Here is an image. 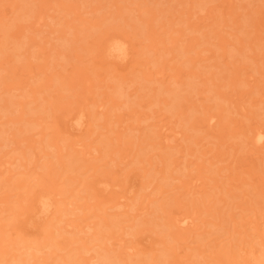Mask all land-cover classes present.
<instances>
[{
    "label": "rangeland",
    "instance_id": "374dc122",
    "mask_svg": "<svg viewBox=\"0 0 264 264\" xmlns=\"http://www.w3.org/2000/svg\"><path fill=\"white\" fill-rule=\"evenodd\" d=\"M15 1L17 2L16 5H18V4L26 3L28 0L27 1L24 0L25 2L23 0L22 1L21 0H0V17L2 18L3 14L5 13L6 18H7V20L5 19V24L7 25L6 27L9 26L8 27L9 29L7 28L6 31L7 32L10 31V35H11L12 32H14L16 30L17 31L20 30L18 32V34L20 35L18 37L20 39L16 38L17 40H13V41L19 40L21 42V41H23L24 38H25L24 39L25 41H29V40H31V39L33 40L35 38L34 41H31V42L33 43V42L37 41L36 43H39V46H37L38 44L34 43L35 46H37V47L32 46L30 49H27V51H24V49H23L24 53L26 52L25 54L21 52L22 49H20V47H19V49L21 51L18 49V47L16 46V44H14V42L10 44V47L12 49L11 48L9 50L8 49L5 50V48L0 49V52H1L0 53V93H1L0 97L2 96L0 98V102H2V100L4 99L3 100L4 102L0 104V130H1V128H2V130H4V129L9 130L6 133V137H5L7 139L3 140V141H2V139H0V143H2V144L7 141L6 142L7 144L4 143V145H2L3 147L0 146V264H17V263H19L18 259H20L23 264H25L27 261L30 262V263L27 262V264H42V263L43 264H45V263L46 264H105V260H103V257L105 256V254H110L111 256L113 254L115 257L118 256L117 258H121V262H124L123 264H126V263L128 264L130 262H131V264H162L159 260L160 259L162 260L163 258L162 257L159 258V255H161L165 252L167 253L168 259L166 258L167 257L166 256L164 259H167V260L163 259V261H162L163 264H166V263H164V261L165 262L167 261V263H170V264H183L182 261H184V263H187V264H191V263L192 264H254L255 262H259L262 259V256H263L262 250L264 248V244H263L264 239H262L263 237H261V234H263V232H264V188H263L264 185H261V186L258 185L259 186V188H258V186L256 184H258L259 178L262 177V179L264 180V177H263L264 174L262 173V172H264V149H261L260 151H258V153L256 155H253V154H252L253 156L248 155V153H250L248 151L250 148L253 147V145L246 144V142H245L246 138H244L245 135H243V133L241 134L239 132H240V130H241V132H243L245 128H247L251 125H255L258 123L264 124V97L261 98L262 95L264 96V92H262L263 94L261 92H259L262 90V88H263L262 91H264V75H263V77H261L262 74H264V63H263L264 62V40L263 39L264 38L261 37V36L264 37V20L262 17L261 18L259 17L257 21H253V20L249 21L248 16H247V14H249V13L250 14L253 13L254 16H256V15L258 16L259 14L262 15V13H264V0H240V1L235 0L237 5H235V7H233L234 9L229 8V3L231 2V0L228 2H224V6L226 5L228 7L222 8L223 6H220L219 7L220 9L218 8V6L221 4L220 2L222 0L220 2H219V0H210V4H209V2H206V3L203 2V0H198V2H197V0H191L193 2L190 1V3H187L186 6L180 5L179 1H177V0H175V1L174 0H125V1L124 0H51V1L50 0H48V1L47 0L46 1L29 0L30 2H27L28 3V7H27L28 9H30V7L31 8L33 7L32 9H37V10L40 8L39 11L36 12V14H37L36 18L35 17L34 18H24L23 17L27 8L26 9L19 8L18 11H15V13L16 12L17 13L16 14L14 13L15 14L14 15L13 11L16 10L15 4H14V3H16ZM40 1H43V2H40ZM176 1H177V3H176ZM187 1L189 2V0H187ZM214 1H216V2H214ZM44 2H46V3H44ZM174 2L177 5L179 4L178 7H176L177 9L175 8V6H177V5H175ZM200 2H201V4H200ZM211 2H213V3H211ZM259 2H260V4H258ZM41 3H42V5H41ZM61 3H64V4L62 5ZM166 3H167V5H166ZM197 3H199V5ZM46 4L50 5L52 8L49 10L48 9L49 6H47ZM112 4H113V6H112ZM38 5H40V6L45 5V7H47V8H45L44 6L40 7ZM139 5H141V6H139ZM189 5L191 6V8H190L191 11H193V12H190L191 16L189 14V11H190ZM215 5H217V7ZM4 6H6V8H7L6 11H4V9H3V8H5ZM11 6H14V7L12 8ZM74 6H75V8H74ZM167 6H172V8H174V10L173 11L171 9L170 10L173 12V14H176V15H173L170 10H167V11H169V13H168L164 8ZM187 6H188V8H187ZM199 6H201V7H199ZM202 6H203V8H202ZM204 6L208 7V8H205ZM212 6H214V7L212 8ZM9 7H11V8H9ZM119 7H120V9H119ZM126 7L127 8L129 7V8L127 9ZM181 8L186 9V12H188V14H186L185 10H182ZM204 8H205V10H204ZM215 8L218 9L223 14L219 13V11L215 10ZM28 9H27V11L31 10V9L30 10H28ZM180 9L182 10V14L184 12L183 15L186 14L184 17L180 13L181 12V11H179ZM188 9H189V11H187ZM226 9H228V10H226ZM258 9L259 10L263 9L262 13H261V11L259 12V14H258V12L255 13V11H259ZM1 10L4 13L1 12ZM58 10H59V12H58ZM147 10L151 12V15H150V13H149V15H146V14H148ZM160 10L163 11V14L165 12V14L163 15L160 12ZM206 10L209 13V17H208ZM21 11H23V12H21ZM110 11H113V12L111 13ZM117 11L119 12V14ZM174 11L176 13H174ZM47 12H49V13H47ZM229 12L230 13L235 12L236 14L233 13L235 16L240 15L239 18H237L238 20L236 19L235 20L236 22H234L233 24H231L232 20L229 19ZM1 13H3V14H1ZM38 13H40L41 18L39 17ZM170 13H171V15H170ZM226 13H228V14H226ZM36 14H35V16H36ZM46 14H49V16ZM116 14L118 15V17L120 16L119 19L117 18ZM144 14H145V16H143ZM205 14H207V15L204 16ZM211 14H212V16H211ZM219 14L221 15L220 18L222 19V21L219 18ZM42 15H43V17H42ZM59 15H61V16H59ZM187 15L190 16V17L189 16L187 17L188 19L191 18L190 21H187V18H186ZM241 15L243 18L241 17ZM53 16L56 17L57 19H55ZM57 16L59 18L61 17L60 20L58 19ZM172 16L174 19L172 18ZM225 16H227V17L225 18ZM13 17H15V18L13 19V21H11V19ZM52 17H53V19L50 20V18H52ZM78 17L81 20H79ZM148 17H149V20H151L150 22L148 20ZM181 17H183L182 19L186 18V20L184 19L182 22V23H186V24H180L179 23V22H181V19H180ZM203 17H206L207 19L206 18L204 19ZM137 18H139V19H137ZM213 18L218 23L214 22ZM217 18H218V20H217ZM15 19H16V21H14ZM36 19H38V20H36ZM146 19H147V22L145 21ZM209 19H210V21L212 20V22L214 23L213 26L208 23V22H210ZM2 20H4V19H2ZM35 20H36V22H35ZM43 20H45L46 22H48L52 26L46 25L45 21H43ZM53 20H55V21H53ZM52 21H53V23H52ZM59 21H60V24L58 23ZM130 21H131V23H130ZM175 21H178V23H175ZM201 21H204V22L207 21V23H206L207 25L209 24V26H211L212 28L214 27L213 31L216 34H214L212 32L211 28H209L208 26L202 27L203 22L199 23ZM13 22H15V24L16 23L17 24L13 25L14 24ZM56 22H57V24H56ZM137 22H138V24H136ZM188 22L196 23V24L199 23V25L204 29L200 28V26L197 25L200 28V31H201L200 32V31H198L199 29L197 30L196 24H193V25H195L196 29H192L191 27H193V25L192 26L190 25L191 26V27H189V29H191V31H190L189 29H187ZM212 22H211V24H212ZM9 23L12 25L11 26L12 29L10 28ZM69 23L71 24V26L74 24L73 26H75L74 27L75 29L72 28L73 26L70 28ZM164 23H165V25H164ZM235 23H236V25H234ZM66 24L67 25L69 24L68 25L69 27H67ZM206 24H204V25H206ZM218 24H220L221 26L220 25L217 26ZM229 24L234 25L235 27H238L241 25L244 26L243 31L245 34L244 33L240 34L238 32L237 34L235 33L234 35L232 34L233 36L232 35L230 36L229 35L230 31L233 32L235 27L229 26ZM149 25H150V27H149ZM227 26H229V27H227ZM246 26H248V27H246ZM6 27H5V29H6ZM58 27H60V28H58ZM147 27H148V29H147ZM231 27L233 29H231ZM53 28H55V29H53ZM56 28H57V30H56ZM67 28H68V30H67ZM82 28H84V29H82ZM151 28L153 29L152 30L153 33H151L152 32ZM205 28H209L210 32L208 29H205ZM259 28H260V30H258ZM70 29H71V31H69ZM170 29H172V30H170ZM175 29H176V31L179 30V31H177L178 37H180V35L181 36L183 35V37L178 38ZM223 29H225L226 31L227 30L229 31L228 32L229 40L231 39V42L236 44L238 49L240 47L239 50H241V47L243 48L247 45V43H245L247 38L252 39V42L250 45H253L255 47V50L251 51L249 54H252V55L257 54L258 55L255 63L249 62L250 60H244V58L241 55L233 54L231 51H229V49H230L229 47H228L227 51L230 53H227V52L225 53L224 49L220 48V46H222L221 44L223 41L221 40V43H220L221 37H219V35L223 34L225 32V31H222ZM248 30H249V32H248ZM68 31L71 33L69 34ZM173 31H174V33H173ZM202 31H206V34H207V32L210 34L213 33L211 36H213L212 38L215 41L213 39H210L211 36H210V38L207 35H206L207 37H205V33ZM0 32H1L0 34H3L2 31H0ZM24 32H25V34H23ZM112 33L114 35H117V34L122 35V33H123L126 37L128 36V38L132 42L135 43L134 46L137 47L136 48L137 51L131 55V57L128 59V61L122 62L121 60H111V59L108 60L104 56L105 54L102 51V49H103L102 47H103L104 43L106 42L107 36H110V34L112 35ZM8 34H9V32H8ZM154 34L156 36L157 35L158 36L156 37V36H154ZM203 34H204V36H203ZM225 34H226V32H225ZM23 35H25V36H23ZM30 35H31V37H30ZM62 35H65V36L62 37ZM171 35H174V36L170 37ZM196 35L198 36L197 38H199V41H201V42H203L205 39V42L203 44H205L206 47L201 42L200 43L198 42V39L194 37ZM199 35H202L200 37H202L203 39L201 38V40H200ZM216 35L220 39H218L216 37ZM2 36L0 35V40L3 42L2 44L0 43V48L1 47L3 48V45H4L3 40H5ZM82 36H84V37H82ZM103 36L105 37V39ZM60 37H62L63 39L62 38L60 39ZM234 37H235V39H234ZM238 37L240 39L242 38L241 39L242 42L239 43L240 39L237 40L238 42L236 41V38H238ZM190 38H192L193 40ZM194 38L197 40V43H196V40ZM207 38L209 40H207ZM45 39H46V41H45ZM160 39L161 40L164 39V40L161 41V43H160ZM175 39H176V41L181 39V41L179 40V42H178L180 44V46H178V43L175 42ZM210 40L212 42L214 41L215 43L214 44L211 43L212 45L209 44ZM217 40L219 41L220 46L218 45ZM63 41L64 42L66 41L65 45H63L64 44ZM157 41L160 44L159 47H158V43H156ZM46 42H47V45H46ZM32 43H30V44H32ZM216 43H217V45L215 46ZM12 44H13V47L11 46ZM153 44H154V47L151 46ZM163 44L168 48L163 47V49H160V48H162ZM194 44H196V46H194ZM14 45L17 48V50L14 47ZM148 45L150 47H152V49L157 47L158 50L155 49V50L151 51L150 48L146 49V47ZM143 46H145V48ZM175 46H176V48H175ZM53 47H56L57 49H55ZM217 47H218V49H217ZM25 48H29V47H25ZM52 48L54 51L51 50ZM32 49H33V51H32ZM144 49H145V52H144ZM1 50H3V51H1ZM146 50L148 51V53ZM221 50L224 52H222ZM243 50H244V48H243ZM33 52H35V53H33ZM213 52H216V53H213ZM141 53H144V54H141ZM199 53H200V55L198 56ZM17 54H19V55H17ZM62 54H65V55L63 56ZM20 55H21V57H18ZM190 56H193V57L191 58ZM219 56H221V57H219ZM215 57H216V59H215ZM259 57H260V59H259ZM247 59H248V57H247ZM56 64H57V66H56ZM58 74H60L59 75L60 77H58ZM198 74H200V75H198ZM230 74L237 76V77L239 74L240 75L242 74L241 77L238 78V80L237 79L233 80L236 83L238 81L239 82L238 85L241 87H239L238 85H236V86L232 85L231 87H228L229 85L226 84L225 82H228V79L226 81V77L228 78L229 76H231ZM196 75L199 76V78L196 77L199 80H196V78H195ZM245 75L247 76V78ZM51 76H52V79L56 78V80H59V81L63 80L62 79V76H63V78L65 77L64 78L65 81L64 82L62 81V85H61V81L57 82L55 79L52 80ZM190 76L194 77V79L192 80V78H190ZM252 76L256 79L252 80V79H254V78H252ZM47 77H48V79H47ZM57 77L59 79H57ZM72 77H74V78H72ZM126 77H127V79H126ZM200 77H202V78H200ZM205 77L206 78L211 77V78L207 81V79ZM175 78H180V79L183 78V83L178 88V91L181 90L180 92H182V95H181V98H179L175 102V103H178V101L180 100L182 103L179 102L180 106H176L177 108H175V109L173 107H168L169 108L168 109L162 103L163 99L164 100L168 99L167 101H169V100H171V97H173L175 95L172 94L171 97H169L168 95H166L164 93L162 94L160 91H163L166 89V86L162 85V82L167 81L166 85L168 84V88L173 89V87H174V85H173L174 81L173 80ZM249 78H252V79L249 80ZM68 79H70V80H68ZM73 79H74V81H73ZM86 79H89V81L86 82ZM189 79H191L193 81L192 85H189L190 83L186 82V81L190 82L191 80H189ZM202 79L206 80L207 83L211 82L212 84L211 83L210 84L205 83V87H204V86H202V85H204V84H202V81H201ZM244 79H247L249 81L248 82L246 80L244 81ZM78 80H80L81 82ZM51 81H53V82L56 81V83L57 84L59 83L60 86H58L59 84L52 86L53 82H51ZM123 81L124 82L126 81V83L132 82L133 84L128 89L127 88L128 85L126 83H124ZM262 81H263V84H262ZM122 82H123L124 86H127L126 87L127 91H133L134 94L139 91L137 93V95L135 94L136 96L132 95L133 99H131L132 96L130 98L131 100H129V97H128L129 102L126 103V106L128 107V106H132L134 104L133 105V106H135L134 108H136V109L138 108V110L143 109L140 112L138 111L136 115L134 114L135 118L136 117L137 118L143 117L142 114H144L145 112L146 113L144 115L148 116L147 112H149V114L151 115V116L150 115L149 116L151 118H149L146 122H141L139 125V122H137L135 120V118L134 119L132 118V119L125 121L123 123V120H124V117H122L123 113H125L124 112L125 110H126V112L129 110L127 107L125 108V106L123 104L124 102L127 101L126 100L127 98H126V95H124V97L116 96L115 92H113V89H112L113 88L112 85L116 86V85H118V83H122ZM241 82H245L244 87H243V83H241ZM255 82L258 84L255 85ZM71 83H73V84H71ZM224 83L227 86L223 87V88L222 87L220 88V87H218V85H215V84H219V86H221ZM251 83L254 85L250 86ZM53 84H55V82ZM82 84H83V86H82ZM87 84L88 85L90 84V86L92 85L88 90H87ZM260 84H261V86H260ZM102 85H103V87H102ZM246 85H247V87H246ZM262 85H263V87H262ZM46 86H48L49 87L48 89H50V90H48ZM70 86H72V89L77 86V88H75L77 91H74L75 89L72 90L70 88ZM110 86H111V88H110ZM259 86H260V88H259ZM6 87H7V89L8 88H12V89L7 90ZM42 87L44 89L46 87V89L42 91L41 90V89H43ZM198 87L201 89V90H199L200 93L198 92ZM209 87H210V89H208ZM250 87H251V89H250ZM254 87H255L256 91L258 90V93L255 92V94H257V96L254 94V90H255ZM3 88H4V90H3ZM39 88L42 91V93H40L41 91H39ZM192 88L194 91L192 90ZM212 88L213 89L216 88V90H221L222 92H226V93H230V94L234 93L235 95L233 97L234 98L236 97L235 99H238V98L240 99V101H236L237 103H239V106H240V102L242 103L241 105H243L245 103L243 105L245 107L240 106L241 110H239V108H238L240 113L235 110V114H232L234 112H232L231 114H228V116L226 117L227 119H225L224 126L216 128V130H218V129L224 130V133H223V135H221L222 136L221 138H215L213 136H205L206 135L205 132L208 131V127L203 128L204 130H202V131H204V132L200 131L198 133H197L198 127L193 128V129L190 128L191 124L192 125L194 123L196 124V121H197L196 126H198L199 122L201 121L200 119L203 118L204 113H205V111H204L205 108H202L201 106H205V104H207V103H209L208 105L211 106L214 103V101L216 103L222 102V100H219V99L217 101L216 100L212 101L209 99V97L212 95V93H211L212 91H210V90H212ZM248 88L250 89V91H247L248 92L247 93L245 91ZM203 89H204V91H203ZM6 90H7V92L4 93L3 91H6ZM46 90H48V91H46ZM155 90H157V91H155ZM206 90H208V91H206ZM26 91L27 92L30 91L29 95L27 94ZM32 91H34V92H32ZM134 91H136V92H134ZM251 92H253V93H251ZM210 93H211V95H210ZM24 94H26L27 97H26V95L24 96ZM230 94H228V95H230ZM250 94H251V96H250ZM252 94L255 96L254 98H253ZM43 95L47 98V101L45 100V97ZM151 95H153V96L155 95L156 97H153ZM87 96L89 97L87 102H89L90 104H92V102H97L99 104H102L101 106H96V107L94 105H93L94 107L92 105H90L93 107V108L91 107V109L96 111V108H97L96 112L100 111L102 113V111H103V112L107 113L106 114L107 117L105 118L102 115L103 113L101 114L100 112H98L99 115H97V116H99V117H97V116L96 117L101 118V119H99V120L96 119V125L94 126V128L97 131H95V133L93 135H91L92 137L90 136L89 138L85 137L86 135L85 134L83 135L82 132H80V131H75V130L72 131V128L70 127V123L67 122V124H66V121L65 122L63 121V119L65 120L64 117L67 114H69V115L72 114L74 111L77 110L78 107H80L81 105L86 103V100H87L86 97ZM195 96H196V98H195ZM112 97H114V98H112ZM148 97L149 98L151 97V98L148 99ZM11 98L14 99L13 100L14 102L16 101L15 104L12 100H10ZM37 98L41 102H39V101L37 102V100H36ZM243 98H244V101H246V102L243 101ZM249 98L251 99L252 102L256 98L255 99L256 101L254 100V103H252V105H251V101ZM252 98H253V100H252ZM7 99L10 101H8ZM43 99L46 101V102H44L45 104L42 103ZM90 99H91V101H90ZM109 99H111V100H109ZM157 99H159L160 104L161 103L162 104L157 105V106L153 105L151 107V105H152L151 102H158L159 103V100L157 101ZM188 99H189V101H188ZM207 99H209V102L205 101ZM257 99H258V101H257ZM27 100H29V101H27ZM138 100H141V101L137 102ZM108 101H109V104L107 103ZM142 101H144V102L147 101L146 104L148 103V108H147L146 104H145L146 107H144L145 105L140 107L142 105V103L144 104V102H142ZM260 101H261V103H260ZM10 102H12V103H10ZM17 102H18V106H17ZM19 102L21 104L24 102L27 103L29 106L28 109L29 108L33 109V107H35V106L37 108L38 105H36L35 103H38L40 105L39 106L40 108L43 107V109H41V110H43V112H41V110L39 112V110L38 109L35 110V108H34V110L36 112L34 111V113H33L31 109H30L31 111L28 112L27 111L28 109L26 107H24L26 112H28V114H26L25 110L23 109L24 104L22 106ZM104 102L107 103V106ZM5 103L7 106L5 105ZM31 103H33V104H31ZM137 103H139V104H137ZM216 103H214V105ZM11 104H13V105H11ZM30 104L32 105V107H30L31 106ZM115 104H119L122 106H120V107L115 106L112 110H110L111 108L108 109L109 107H111ZM200 104H201V106H200ZM224 104L227 105L226 103H224ZM4 105L6 108H4ZM195 105L197 106V108L199 107V109H197ZM220 105H218V106H220ZM159 106H163V108L161 109ZM192 106H195V107H192ZM7 108H8V110H7ZM15 108L16 109L19 108V110L17 109V111H16ZM159 109H161V110H159ZM195 109H197L198 111H195V114H194L195 116L189 117L192 119V120H190V123H187L186 125L183 124V127H182V125H180L182 122L180 123V121H184V123H185V121L187 119L186 118L183 119V117L186 115L185 117L188 118V116H190L191 111H194ZM201 109H203V110L201 111ZM216 109L217 108H214V110L212 109L211 111L215 112V111H217ZM180 111H182L183 113H179ZM141 112H143V113H141ZM176 112H178V113H176ZM201 112L202 113L204 112V113L202 114ZM236 112L239 114H237ZM98 113H96V114H98ZM120 114H121V117L119 116ZM161 114H162V117L164 114V118H162L164 120H159L161 118V116H160ZM201 114H202V116H201ZM182 115H183V117H180ZM156 116H159L160 118L159 117L156 118ZM199 116H201V118H199ZM195 117H197V118H195ZM17 118L19 121L18 123L16 122ZM117 118L120 120L119 122H117V120H118ZM27 120L28 121L31 120V122L29 123ZM33 120L35 121V124H38L36 122H39L40 124H38L39 126L36 125L37 127L34 126L35 128H33V127L30 128L29 125L33 122ZM9 121H11V122H9ZM251 121H252V123H251ZM7 122H8V124H7ZM163 122H167L168 123L167 125L173 126L172 130H173V128H175V130H177L179 132H182V133L186 132L191 137L187 138L188 140H186V142L183 141L184 143L183 144L180 143L179 145H178L177 141L179 140L180 136L176 139H174L175 138L174 137L173 141L170 142V146L168 148L162 147L163 144L158 145V148H154L153 145H155L156 143L158 144L161 141V139H160L161 137L157 138L158 132L161 131L159 129V127H157V126L159 124H164ZM204 122H206V121H204ZM97 123H99V125ZM128 124L132 128H134V126L136 127L137 125H139L141 130L137 129V131L131 132L129 130L130 128L128 129ZM32 125H34V124L32 123ZM65 125H66V127H65ZM131 125H133V126H131ZM225 125H226V127H225ZM227 125L230 127H228ZM237 125L238 126L244 125V126L243 127H237ZM97 126H98V128H97ZM245 126H247V127H245ZM142 127H144V129H142ZM241 128H244V129H241ZM72 132H74V133H72ZM102 132L106 135H104ZM101 133H102V135H101ZM57 134H58V136H57ZM136 135L138 137L141 136V138L140 139L137 138ZM116 136L118 138H120L119 142L116 141ZM65 137H66V139H65ZM112 137H114L113 140H112ZM200 137L204 138V140H202V144H201L204 146H200L198 148V150H195L193 152L191 150V148L196 149L198 147V146L196 147L197 144L194 142L195 138H198V140H199ZM206 137H207V139H206ZM63 139H65V140H63ZM75 139L80 140V142L78 143V144H80V145H78V148L79 147L81 148L82 145L83 146L86 145L85 146L86 149L89 150V148H92V149H90V151L91 150L92 151L90 153H84V151H80V153H79V150L77 151V149H75L77 147L73 146L74 145L73 142L75 143V141H76ZM101 139H103V140L105 139L106 142H104V143L100 142ZM175 140H177V141H175ZM107 141L109 142V144H107ZM199 141H201V140H199ZM209 141H211V143ZM224 141L226 144H223ZM112 142H114L115 145ZM217 142H218V144H217ZM247 143H248V141H247ZM53 144H55L54 147H53ZM57 144H59V145L56 146ZM90 144H92V145L90 146ZM92 146H95V147L99 146L101 151L97 152V151H99V149L94 151L95 149ZM189 146H190V148H189ZM211 146L212 147L214 146V149ZM57 147H58V149H57ZM72 147H74V148H72ZM209 147H211V148H209ZM232 147H234L236 149H233ZM110 148H111V151L109 152ZM181 148H184V149H181ZM56 149L59 151H57ZM177 149L181 150V152L177 151ZM216 150H218V151H216ZM203 151H205V152L211 151V152H208L207 155L203 157L204 159H202V160H199V158L197 159V157H199ZM188 152H192L193 154L190 155V153H188ZM218 152L220 154H217L218 157H216L215 160H217V158L221 159V160L227 158V160L219 162L218 164L214 165V167L212 168L211 165L208 163V161H205V160H207L214 153H218ZM91 153H92V157H94V156L95 157L92 159L90 158L89 162L85 161V160H88V157H91ZM261 153H263V154H261ZM86 154H87V156H86ZM186 154L187 155L189 154V156L186 157L187 156ZM257 155L260 156V158H258L259 161L257 159ZM59 157H60V159H59ZM247 157H249V158H247ZM254 157H256V159ZM15 158H17V161ZM176 158L178 159L177 160L178 162H183L182 164L179 165V167L181 166V168L184 167V164L188 165V163L195 161V160L196 161L198 160L199 163L204 162V165H207V166H204V168L198 172H196V171L193 172L194 174H191V175H186V173L191 171V169H195L197 167V165L190 166L189 168H187V170H185V175H184V173L180 174L182 171H179V173L177 171L172 172V169L175 167V165L170 166L171 168H169V170L165 169L166 166H168L170 163H172L174 160H176ZM250 158H252V159H250ZM252 160H255V161H252ZM261 160H263L262 164H261ZM6 161L8 162V164ZM163 161H164V163H163ZM250 162H253V163L251 164L252 166L250 167V169H248L251 174H248L247 172H249V171H247L245 173V171L247 169L243 168V166H245L247 163H250ZM61 164H63V165L61 166ZM176 164H178V163H176ZM1 165H4V167H2ZM225 165H227L228 167L231 165L230 168H232V169H230V171L233 170L232 175L229 173L230 171L226 169L227 166H225ZM6 167H7V169H6ZM156 167L160 168L162 170V173H160L161 170L159 169L158 170L159 172L157 174ZM206 167H210L211 169H216L217 171L215 170L213 172L214 174H212V172L210 170H209V172H207L208 169ZM235 168H238L237 169L238 172H236V173H235V170H236ZM199 172H202L203 174H205L204 176L207 177V179H208V180H206V178L204 179L207 181L206 189L209 190V191H207V194L205 193V195L207 196L209 194V195H211V197L208 196V198H205V196H201L198 194H196L194 197V195H192L191 193L189 194V190L186 191L185 187L182 186L180 188V186L184 185L186 182H188L190 180L192 181L193 175H196V173H199ZM113 173H117V174H113ZM172 173L174 176L172 177V179H169V178H171L170 176ZM138 174H141V175H138ZM225 174H230V175L228 177H226ZM107 175H108V177H106ZM135 175H136V177H135ZM163 175L165 176V178ZM168 175H170V176H168ZM221 175L222 176L224 175L223 178H225V179L227 178V180L229 178H234V177L235 178H241L242 177L240 181L242 182V180H243L245 182L243 184L240 182H236V184L237 183H239V184H238L237 188H235L233 191L235 194V197L231 198L228 194L227 195L221 194L222 196L221 195L220 196L223 199L227 200V201H222V203L219 202V199H218L219 195L216 193L214 194L212 192L213 190L210 189L211 185L212 186L214 185L212 183L213 182L215 183L216 179H217L216 182L218 181L220 183H223L224 179L220 178ZM116 176H117V179H116L117 181L115 180ZM126 176H128L127 178H128L129 182L125 181V180H127ZM137 176H139V178ZM142 176H144V177H142ZM175 176L176 177L178 176L180 178L175 179ZM236 176H238V177H236ZM103 177H105L106 179L108 178L109 180L111 178L112 181L110 180V182H112V183L113 182L114 183L120 182L119 183L120 187L115 186L116 187V188L114 187L115 189L114 188L111 189V191H113V192L115 191L116 194H113L109 190L108 193L110 192L112 194L109 193V196H107L108 195L107 192L102 193V191H100L101 189H99L98 186H99V182L101 181L100 179H102ZM208 177H211V178L215 177V178H213L214 181L212 182ZM262 179H259V181ZM123 180H124V184L126 183L125 184L126 189H128L131 186L134 189L136 188L138 193H137V191H134L131 193L126 192V189L123 188V184L121 183ZM141 181H143V182H141ZM146 181H147L148 185L150 183L149 186L147 185L148 187L144 188L145 185L144 186L141 185L144 189L142 187L138 188L140 183L144 184ZM247 181H249V182L251 181L252 183L246 184ZM224 182H225V180H224ZM228 182H226V184ZM51 183H53V185ZM127 183H128V188H127ZM45 184H47V185H45ZM48 185H49V187H47ZM22 186H24V187L20 188ZM53 186H55V188ZM225 186L228 187L227 185H225ZM40 187H42L43 190H44V188H45V190H47L48 188H49L48 190L53 188L52 190H55V191H59L61 188L62 193H60L59 195L56 194L57 195L56 197L60 201H64V200L65 201L60 202V205H61V207H63L64 210L62 209L63 212L58 213V218L62 217L63 220L60 221V220L56 219L55 220L56 222L53 221L52 224L53 225H54V223H56V224L54 226H52V224H51L49 231H47V233L48 232L50 233L47 236L49 237L51 235L50 238H53V239H50V240L46 239V240H47V242L53 243V246L48 245L47 246L48 248L41 250V252H37V250L34 248L33 249L28 248L29 247L28 241H29V239L33 240L34 238H37L34 240H39V241L42 240L44 238V236L46 235V232L43 233L44 231H41V230H44L45 225H46L45 223L50 222L49 219H47L48 221H46L44 223V221L46 220L45 215H41L40 217H38V216L34 215V213L32 214V212H31L32 207H33V203L35 202L34 201L35 198L42 191V189ZM58 187H59V189H58ZM119 188H121V189H119ZM68 189H70L72 191H70ZM117 189L120 190V193L118 196H117V192H119V191ZM122 189L125 192L121 191ZM39 190H41V191H39ZM163 191H164V193H163ZM126 193L129 195V198H127V201L125 199L126 196L128 197V195H126ZM121 194H123L125 196L122 198H119L120 196H122ZM231 194H232V192H231ZM236 194H238V196H236ZM145 195L147 197H145ZM197 195L200 198L194 199V198H197ZM103 196L104 197L107 196L108 198H106V197L104 198ZM114 196L116 197L117 201H116ZM100 197L101 198L103 197L102 198L104 200L103 202L101 201ZM112 197H114V199ZM136 197H138L137 198L138 200L135 199ZM111 198H112L111 201L110 200H108V202L105 201V199L107 200V199H111ZM209 198H211V202L210 201L208 202ZM212 198H214V199L217 198V199H216V201L214 199L212 201ZM129 199H131V200H129ZM205 199H207V200H205ZM133 200H137V201L132 202ZM151 200H153L154 202L152 201L150 203ZM155 200L157 201V203ZM119 201L125 202L126 204L125 205L121 204V206L119 205V207H118ZM66 202H68L69 204ZM71 202H73V204H71ZM225 202H227V203H225ZM153 203H155V205ZM84 204L86 205L85 210L83 208H81L84 211L78 209L79 205H84ZM114 204H115V207L112 208L111 206H113ZM66 207H67V209H66ZM143 207H144V209L142 211ZM194 207H196L197 214H198V215H196V214L194 215L195 221L200 224L197 226L196 230L193 229V227L197 224L196 222H195V225L191 229L187 228L188 232H190V233H188L189 235L185 232L186 230L185 231L181 230L182 228L177 227V226H176L177 228L170 227L169 230L165 229V227L167 225L166 223H169V220L172 218L171 216L176 217L175 214L177 216H179L182 214L183 211L184 212L186 211V213L187 212L191 213L192 211H194ZM198 207H200L201 209ZM72 208L73 209L76 208V210L74 209L73 211H70ZM101 208H103V209H101ZM206 208H208V209L210 208L209 209V210H211L210 213L212 211L214 213L215 212L216 213L210 214L209 211L206 210ZM144 210H146V211H144ZM126 211L128 212L129 215L125 214V213H127ZM178 211H179V214H177ZM30 218H31V220H30ZM28 219L30 220L29 224H28ZM128 219H129V221H127ZM112 220H115V221H112ZM33 221L35 222V225H34ZM102 221H103V223H102ZM105 221H106V223H107V221L108 222L110 221L109 223H110L111 228L106 227L107 229H105L103 231V229H104L103 225H105ZM116 221H118V222L115 223ZM143 221H144V223H143ZM211 221L214 223H211ZM100 222L103 225H101ZM31 223H33V224H31ZM111 223L113 225H111ZM209 223H211V224H209ZM262 223H263V225H262ZM42 224H44V226ZM89 224H91L90 225L91 227L89 226ZM97 224L98 225L100 224L102 226V227L100 226V228H102L101 230H99V227ZM201 224H202V228L200 229ZM206 224H208V226H206ZM76 225L77 226L79 225V226L76 227ZM92 225H95L96 231H94L95 229L92 228ZM108 225L109 224H107V226ZM260 226H262V227H260ZM167 228H168V226H167ZM79 229L81 231H79ZM164 229H165V231H164ZM174 230L176 231L175 232L176 234H174ZM260 230H262V231H260ZM196 231H197V234H196ZM95 232H98L97 233L98 235H96V239L94 237ZM191 232H194V233H191ZM41 234H42V236H41ZM53 235L56 237H54ZM38 237L40 239H38ZM182 238H184V240ZM3 240L4 241L7 240L6 244L4 243ZM24 240L26 242H24ZM161 240L164 242H162ZM157 241L161 242V244H159ZM19 242H21V243H19ZM162 243H164V244H162ZM30 244H33V243L30 241ZM92 246L94 247V249L92 248ZM188 246L190 247V249ZM90 247L92 250H89ZM182 247H184V248H182ZM136 248L138 250H140V248H142L145 252H148L151 249V253H150V251L148 252V254L150 253V255L145 253L142 249H141V251H143V253L138 251V252H140V255L146 256V254H147L148 255L147 257L149 258V260L147 258H145L144 256H141V257H143V261L141 259H139L138 258L139 257L138 252H137ZM152 248H155L154 249L155 251L152 250ZM169 248H171V249H169ZM196 248L198 251L196 250ZM160 249H162V250L164 249V251H161ZM165 249H167V251H165ZM134 250H136V252ZM194 251H196V252H194ZM202 251H203V253H202ZM132 252H134V255H136V256H134L132 254V257H131ZM152 252H154V253L152 254ZM187 252H188V255H187ZM193 252H194V254H192V257H191L190 253H193ZM33 254H35V255H33ZM100 254H101V256L102 255H104V256L102 258L101 257L99 258ZM122 254L123 255L125 254L124 257ZM157 254H159V255L157 256ZM175 254H180V255H178V256H180V258L183 256H185V257L181 261L177 255L175 256ZM196 254L198 256L202 255V258H200V260L198 258V260H197L196 256H195V258L193 257V255H196ZM133 256H134V258H136V260L137 259L138 260L136 261L133 258ZM153 256L154 257L156 256V258L157 259L159 258V259L157 260ZM94 257H95V259H94ZM127 257H129V258H127ZM150 257H151V259H150ZM253 257H257V258L255 260H253L252 259ZM91 258H92V260H91ZM131 258H133V260ZM175 260L178 262H176ZM106 264H108V263L106 262Z\"/></svg>",
    "mask_w": 264,
    "mask_h": 264
},
{
    "label": "bare ground",
    "instance_id": "6f19581e",
    "mask_svg": "<svg viewBox=\"0 0 264 264\" xmlns=\"http://www.w3.org/2000/svg\"><path fill=\"white\" fill-rule=\"evenodd\" d=\"M22 1V0H21ZM24 1V0H23ZM27 1V0H26ZM34 1V0H33ZM43 1H46V0H43ZM43 1H40V2H43ZM48 1V0H47ZM51 1V0H50ZM125 1V0H124ZM175 1V0H174ZM177 1H179V4L180 5H183V6H186L187 5V3H190V1L191 0H189V2L187 1V0H177ZM177 1H176V3H177ZM221 0H219V2H220ZM228 1H230V0H222L220 3V5L218 6V8L220 7V6H223L222 8H224V7H228V6H224V2H228ZM238 1V0H237ZM240 1V0H239ZM9 2V1H8ZM16 2V1H15ZM25 2V1H24ZM27 2H30L29 0L27 1ZM23 3V4H18V5H16L17 4V2L16 3H14L15 4V7H16V10H14L13 11V14L15 13V11H18V9L19 8H23V9H26L27 7H28V3ZM32 2V1H31ZM38 2V1H37ZM36 2V3H37ZM166 2V1H165ZM168 2V1H167ZM191 2H193V1H191ZM197 2H198V0H197ZM203 2H209V4H210V0H203ZM214 2H216V1H214ZM246 2V1H245ZM34 3V2H33ZM44 3H46V2H44ZM43 3V4H44ZM130 3V2H129ZM142 3V2H141ZM150 3V2H149ZM175 3V2H174ZM175 3V5H177ZM211 3H213V2H211ZM31 4V3H30ZM35 4V3H34ZM49 4V3H48ZM62 5L64 4V3H61ZM92 4V3H91ZM148 4V3H147ZM159 4V3H158ZM173 4V3H172ZM178 4V5H179ZM196 4V3H195ZM198 5H199V3H197ZM200 4H201V2H200ZM216 4V3H215ZM219 4V3H218ZM226 4V3H225ZM242 4V3H241ZM258 4H260V2L258 3ZM7 5V4H6ZM41 5H42V3H41ZM47 5V4H46ZM75 5V4H74ZM105 5V4H104ZM108 5V4H107ZM161 5V4H160ZM166 5H167V3H166ZM170 5V4H169ZM178 5L177 6H175V8L176 7H178ZM206 5V4H205ZM235 5H237V3L235 2V0H231V2L229 3V8H233V7H235ZM8 6V5H7ZM33 6V5H32ZM35 6V5H34ZM38 6H40V5H38ZM44 7H45V5H43ZM43 6H40V7H43ZM47 6H49V10L52 8L50 5H47ZM112 6H113V4H112ZM139 6H141V5H139ZM143 6V5H142ZM157 6V5H156ZM165 6V5H164ZM173 6V5H172ZM172 6H167V7H164L165 8V10L167 11V10H174V8H172ZM194 6V5H193ZM192 6V7H193ZM196 6V5H195ZM208 6V5H207ZM216 7H217V5H215ZM5 8H3L4 9V11H6L7 10V8H6V6H4ZM12 8L14 7V6H11ZM11 7H9V8H11ZM78 7V6H77ZM121 7V6H120ZM120 7H119V9H120ZM130 7V6H129ZM128 7V8H129ZM137 7V6H136ZM169 7V8H168ZM171 7V8H170ZM198 7V6H197ZM199 7H201V6H199ZM205 7V6H204ZM214 6H212V8H213ZM246 7V6H245ZM33 8V7H32ZM31 7H30V9H28V10H30V11H27V9H26V12H25V14L23 15V17L24 18H36L37 17V14H36V12L37 11H39V9L37 10V9H32ZM35 8V7H34ZM45 8H47V7H45ZM74 8H75V6H74ZM122 8V7H121ZM127 8V7H126ZM127 8V9H128ZM144 8V7H143ZM159 8V7H158ZM163 8V9H164ZM167 8V9H166ZM187 8H188V6H187ZM191 8V6L189 5V9ZM202 8H203V6H202ZM205 8H208V7H205ZM205 8H204V10H205ZM211 8V9H212ZM251 8V7H250ZM15 9V8H14ZM86 9V8H85ZM133 9V8H132ZM135 9V8H134ZM161 9V8H160ZM177 9V8H176ZM182 9V8H181ZM179 10V11H181L180 13L182 14V10H185V13L186 14H188V12H186V9H182V10ZM189 9L187 10V11H189ZM220 9V8H219ZM234 9V8H233ZM45 10V9H44ZM63 10V9H62ZM117 10V9H116ZM123 10V9H122ZM131 10V9H130ZM143 10V9H142ZM141 10V11H142ZM170 10V11H171ZM201 10V9H200ZM203 10V9H202ZM203 10V11H204ZM213 10V9H212ZM215 10H218V9H216L215 8ZM225 10V9H224ZM223 10V11H224ZM226 10H228V9H226ZM259 10V9H258ZM134 11V10H133ZM171 11V12H172ZM207 11V10H206ZM219 11V10H218ZM233 11V10H232ZM231 11V12H232ZM261 11V13H262V11H263V9L262 10H259V11H255V13L256 12H258V14H259V12ZM1 12H3L2 10H1ZM21 12H23V11H21ZM43 12V11H42ZM45 12V11H44ZM58 12H59V10H58ZM111 13L113 12V11H110ZM115 12V11H114ZM118 12V11H117ZM130 12V11H129ZM147 12H148V14H146V15H149V13H150V15H151V12L150 11H148L147 10ZM160 12L163 14V11H161L160 10ZM159 12V13H160ZM168 13H169V11H167ZM166 12V13H167ZM190 12H193V11H191V9H190V11H189V14H190ZM210 12V11H209ZM4 13V12H3ZM3 13H1V14H3ZM12 13V12H11ZM17 13V12H16ZM15 13V14H16ZM36 14V16H35V14ZM47 13H49V12H47ZM75 13V12H74ZM145 13V12H144ZM174 13H176L175 11H174ZM217 13V12H216ZM219 13H222V12H220L219 11ZM233 13H235V12H233ZM233 13H230L229 12V19H231L232 20V22H231V24H233L234 22H236L235 20L237 19V18H239V16L240 15H234ZM247 13V12H246ZM245 13V14H246ZM8 14V13H7ZM14 14V15H15ZM60 14V13H59ZM62 14V13H61ZM80 14V13H79ZM118 14H119V12H118ZM136 14V13H135ZM164 14H165V12H164ZM163 14V15H164ZM172 14H173V12H172ZM183 14H184V12H183ZM182 14V16L184 17L185 15H183ZM207 14H208V17H209V13H208V11H207ZM207 14H205L204 16H206ZM223 14V13H222ZM226 14H228V13H226ZM236 14V13H235ZM38 15H39V17L41 16L40 15V13H38ZM46 15H48L49 16V14H46ZM117 15V14H116ZM170 15H171V13H170ZM173 15H176V14H173ZM225 15V14H224ZM223 15V16H224ZM2 16V15H1ZM47 16V17H48ZM59 16H61V15H59ZM142 16V15H141ZM143 16H145V14L143 15ZM189 15H187L186 16V18L188 17ZM190 16H191V14H190ZM189 16V17H190ZM193 16V15H192ZM211 16H212V14H211ZM247 16H248V20L249 21H251V20H253V21H257L258 20V18L260 17H262L263 18V20H264V13H262V15H256V16H254V14L253 13H249V14H247ZM4 17V18H3ZM3 17L1 18L0 17V31H2V33L4 34H0L5 40H3L4 41V45H3V48L1 47L0 49H4L5 48V50H9L11 47H10V44L11 43H13L14 42V44H16V46L18 47V49H19V47H20V49H22V53H24V51H27V49H30L32 46H35V44L34 43H36L37 41H35V42H31V41H34V39L32 40H29V41H25L24 39H23V41H13V40H17L16 38H19L18 36H20L19 34H18V32L20 31V30H16V31H14V32H12V34L10 35V31H8L9 32V34H8V32L6 31L7 30V28L9 27H6L7 25L5 24V19L7 20V18H6V15H5V13L3 14ZM42 17H43V15H42ZM54 17V16H53ZM53 17L52 18H50V20L51 19H53ZM58 17V16H57ZM109 17V16H108ZM128 17V16H127ZM135 17V16H134ZM147 17V16H146ZM183 17H181L180 19H181V22H179L180 24H186V23H182L183 22V20L185 19L186 20V18H184V19H182ZM214 17V16H213ZM221 17V15L219 14V18ZM227 16H225V18H226ZM234 19H233V18ZM241 17H242V15H241ZM15 17H13L12 19H11V21H13V19H14ZM18 18V17H17ZM22 18V17H21ZM41 18V17H40ZM55 19H57L56 17H54ZM61 18V17H60ZM60 18L58 17V19L60 20ZM65 18V17H64ZM79 18V17H78ZM117 18L119 19L120 18V16L118 17V15H117ZM125 18V17H124ZM163 18V17H162ZM172 18H173V16H172ZM204 19L206 18V17H203ZM243 18V17H242ZM2 19H4V20H2ZM9 19V18H8ZM44 19V18H43ZM137 19H139V18H137ZM174 19V18H173ZM190 19L191 18H187V21H190ZM207 19V18H206ZM214 19V18H213ZM2 20V21H1ZM20 20V19H19ZM18 20V21H19ZM36 20H38V19H36ZM36 20H35V22H36ZM63 20V19H62ZM79 20H81L80 18H79ZM148 20H149V17H148ZM171 20V19H170ZM217 20H218V18H217ZM220 20L222 21V19L220 18ZM227 20V19H226ZM238 20V19H237ZM14 21H16V19L14 20ZM43 21H45V20H43ZM53 21H55V20H53ZM53 21H52V23H53ZM57 21V20H56ZM85 21V20H84ZM140 21V20H139ZM146 22H147V19L145 20ZM151 20H149V22H150ZM208 21V20H207ZM207 21H201V22H199V23H202L203 25L204 24H206L207 23ZM209 21H210V19H209ZM240 21V20H239ZM238 21V22H239ZM247 21V20H246ZM33 22V21H32ZM65 22V21H64ZM79 22V21H78ZM142 22V21H141ZM171 22V21H170ZM186 22V21H185ZM211 22H212V20L210 21V22H208L210 25H212L213 26V22H212V24H211ZM214 22H216V20L214 19ZM220 22V21H219ZM224 22V21H223ZM228 22V21H227ZM259 22V21H258ZM14 24L13 25H16L15 24V22H13ZM29 23V22H28ZM45 23H46V25H49V26H52L51 24H49L48 22H46L45 21ZM55 23V22H54ZM59 24H60V21L58 22ZM63 23V22H62ZM71 23V22H70ZM69 23V24H70ZM97 23V22H96ZM128 23V22H127ZM130 23H131V21H130ZM145 23V22H144ZM172 23V22H171ZM175 23H178V21H175ZM199 23H190V22H188V24H187V29H189V27H191L193 24H196V27H197V30L198 31H200V28H202V27H206V26H208L209 28H211V30H212V32L214 33V27L212 28L211 26H209V24L207 25H202V27L199 25ZM216 23H218V22H216ZM240 23V22H239ZM254 23V22H253ZM10 24V23H9ZM24 24V23H23ZM56 24H57V22H56ZM68 24V25H69ZM73 24V23H72ZM136 24H138V22L136 23ZM231 24H229V26H234V25H236V23L234 24V25H231ZM247 24V23H246ZM28 25V24H27ZM33 25V24H32ZM31 25V26H32ZM45 25V26H46ZM55 25V24H54ZM67 25V24H66ZM65 25V26H66ZM67 25V27H69ZM74 25V24H73ZM72 25V26H73ZM96 25V24H95ZM133 25V24H132ZM144 25V24H143ZM164 25H165V23H164ZM191 25V26H190ZM197 25H199L200 26V28H199V26H197ZM220 24H218L217 26H219ZM228 25V24H227ZM238 25V24H237ZM12 25L10 24V28L12 29V27H11ZM34 26V25H33ZM32 26V27H33ZM64 26V25H63ZM71 26V24H70V28L72 27ZM127 26V25H126ZM172 26V25H171ZM221 26V25H220ZM229 26H227V27H229ZM5 27H6V29H5ZM37 27V26H36ZM75 26H73L72 28L73 29H75L74 28ZM94 27V26H93ZM149 27H150V25H149ZM162 27V26H161ZM235 27V26H234ZM246 27H248V26H246ZM58 28H60V27H58ZM66 28V27H65ZM64 28V29H65ZM192 29H196L195 28V25H193V27H191ZM209 28H205V29H208L209 30ZM254 28V27H253ZM256 28V27H255ZM9 29V28H8ZM36 29V28H35ZM53 29H55V28H53ZM52 29V30H53ZM82 29H84V28H82ZM147 29H148V27H147ZM186 29V30H187ZM202 29H204V28H202ZM231 29H233L232 27H231ZM243 29H244V26H238V27H235L234 28V30H233V32H231L230 31V33H229V35L231 36L232 34L234 35L235 33L237 34L238 32L240 33V34H242V33H244V31H243ZM38 30V29H37ZM56 30H57V28H56ZM59 30V29H58ZM67 30H68V28H67ZM80 30V29H79ZM153 29L151 28V31H152ZM156 30V29H155ZM170 30H172V29H170ZM190 31H191V29H189ZM207 30V31H208ZM230 30V29H229ZM246 30V29H245ZM251 30V29H250ZM257 30V29H256ZM258 30H260V28L258 29ZM28 31V30H27ZM44 31V30H43ZM61 31V30H60ZM69 31H71V29L69 30ZM68 31V32H69ZM175 31H176V29H175ZM177 31H179V30H177ZM177 31H176V34H177ZM181 31V30H180ZM183 31V30H182ZM222 31H225L226 32V34H225V32L223 33ZM221 32L223 33V34H220L219 35V37H221V39L220 38H218L217 37V35H216V37L218 38V39H220V43H221V40L223 41L222 42V46H220V44H219V41L217 40V43H218V45L220 46V48L222 49H224V51H225V53L227 52V53H230V52H228L227 51V49H228V47L230 48L229 49V51H231L233 54H237V55H241L243 58H244V60H250L249 62H253V63H255L256 62V58L258 57V55L257 54H249L251 51H254L255 50V47L253 46V45H250L251 44V42H252V39L251 38H247L246 39V41H245V43H247V45L245 46V47H243L244 48V50H243V48L241 47V50H239L240 49V47H239V49H238V47H237V45L236 44H234L233 42H231V39L229 40V36H228V30L226 31L225 29H223ZM29 32V31H28ZM35 32V31H34ZM45 32V31H44ZM66 32V31H65ZM201 32V31H200ZM202 32H204L205 33V37H207V36H209V38H210V36L213 34H210V33H208L207 32V34H206V31H202ZM209 32H210V30H209ZM248 32H249V30H248ZM257 32V31H256ZM255 32V33H256ZM1 33V32H0ZM27 33V32H26ZM33 33V32H32ZM38 33V32H37ZM54 33V32H53ZM56 33V32H55ZM67 33V32H66ZM71 32H69V34H70ZM137 33V32H136ZM151 33H153V31L151 32ZM173 33H174V31H173ZM184 33V32H183ZM199 33V32H198ZM220 33V32H219ZM262 33V32H261ZM23 34H25V32L23 33ZM35 34V33H34ZM68 34V35H69ZM77 34V33H76ZM117 34V33H116ZM149 34V33H148ZM172 34V33H171ZM201 34V33H200ZM209 34V35H208ZM214 34H216V33H214ZM225 34V35H224ZM239 34V35H240ZM245 34V33H244ZM250 34V33H249ZM257 34V33H256ZM255 34V35H256ZM260 34V33H259ZM9 35V36H8ZM27 35V34H26ZM59 35V34H58ZM140 35V34H139ZM198 35V34H197ZM194 36L195 38H197L198 36ZM207 35V36H206ZM232 35V36H233ZM261 35V34H260ZM23 36H25V35H23ZM35 36V35H34ZM63 36H65V35H62V37ZM106 36V35H105ZM149 36V35H148ZM154 36H156L155 34H154ZM158 36V35H157ZM156 36V37H157ZM174 35H171L170 37H173ZM176 36V35H175ZM200 36H202V35H199V37ZM203 36H204V34H203ZM259 36V35H258ZM30 37H31V35H30ZM62 37H60V39L62 38ZM68 37V36H67ZM82 37H84V36H82ZM104 37V36H103ZM177 37H178V34H177ZM180 37H183V35L181 36L180 35ZM180 37H178V38H180ZM204 37V38H205ZM213 36H211V38L210 39H213L212 38ZM248 37V36H247ZM262 38H264L263 36H261ZM23 38V37H22ZM42 38V37H41ZM137 38V37H136ZM149 38V37H148ZM161 38V37H160ZM176 38V37H175ZM193 38V37H192ZM192 38H190V39H192ZM194 38V39H195ZM201 38L202 37H200V40H201ZM215 38V37H214ZM216 38V39H217ZM260 38V37H259ZM11 39V40H10ZM20 39V38H19ZM28 39V38H27ZM63 39V38H62ZM104 39H105V37H104ZM139 39V38H138ZM162 39V38H161ZM160 39V43H161V41H163V40H161ZM182 39V38H181ZM181 39H179L180 41H181ZM198 39V42L200 43L201 41H199V38H197ZM203 39V38H202ZM234 39H235V37H234ZM238 39H240L239 37L238 38H236V41L238 40ZM242 39V38H241ZM240 39V41H239V43L240 42H242V40ZM44 40V39H43ZM86 40V39H85ZM158 40V39H157ZM166 40V39H165ZM173 40V39H172ZM179 40L178 41H176V39H175V42L176 43H178L179 42ZM189 40V39H188ZM193 40V39H192ZM196 40V39H195ZM207 40H209L208 38H207ZM214 40V39H213ZM254 40V39H253ZM264 40V39H263ZM45 41H46V39H45ZM62 41V40H61ZM67 41V40H66ZM65 41V42H66ZM155 41V40H154ZM215 41V40H214ZM212 42L211 40H210V42H209V44H214L215 42ZM56 42V41H55ZM64 42V41H63ZM65 42H64V44L63 45H65ZM205 42V39H204V41L203 42H201L202 44ZM238 42V41H237ZM0 43L2 44L3 42L0 40ZM20 43V44H19ZM30 43H32V44H30ZM78 43V42H77ZM154 43V42H153ZM156 43H158V41L156 42ZM155 43V44H156ZM182 43V42H181ZM196 43H197V40H196ZM217 43L215 44V46L217 45ZM36 44H38L37 46H39V43H36ZM43 44V43H42ZM45 44V43H44ZM61 44V45H62ZM201 44V45H202ZM211 44V45H212ZM46 45H47V42H46ZM67 45V44H66ZM135 45V43L134 42H132L129 38H128V36L126 37L123 33H122V35H120V34H117V35H114L113 33H112V35L110 34V36H107V38H106V42L104 43V45H103V49H102V51H103V53L105 54L104 56L106 57V59H111V60H121L122 62L123 61H128V59L131 57V55L132 54H134L136 51H137V47H135L134 46ZM159 43H158V47H159ZM175 45V44H174ZM173 45V46H174ZM204 46H205V44H203ZM2 46V45H1ZM9 46V47H8ZM12 47H13V44L11 45ZM37 46H35V47H37ZM45 46V45H44ZM152 47H154V44L153 45H151ZM178 46H180V44L178 43ZM194 46H196V44H194ZM244 46V45H243ZM259 46V45H258ZM262 46V45H261ZM8 47V48H7ZM14 47H15V45H14ZM25 47H29V48H25ZM67 47V46H66ZM76 47V46H75ZM142 47V46H141ZM144 48H145V46H143ZM152 47H150L149 45L146 47V49L147 48H150L151 49V51H153V50H158V48L156 47V48H153L152 49ZM163 47H166L164 44H163V46H162V48H160V49H163ZM191 47V46H190ZM199 47V46H198ZM206 47V46H205ZM263 47V46H262ZM16 48V47H15ZM40 48V47H39ZM53 48H55V49H57L56 47H53ZM53 48L51 49V50H53ZM73 48V47H72ZM166 48H168V47H166ZM175 48H176V46H175ZM12 49V48H11ZM23 49H24V51H23ZM69 49V48H68ZM186 49V48H185ZM217 49H218V47H217ZM216 49V50H217ZM261 49V48H260ZM16 50H17V48H16ZM41 50V49H40ZM46 50V49H45ZM169 50V49H168ZM178 50V49H177ZM212 50V49H211ZM1 51H3V50H1ZM32 51H33V49H32ZM42 51V50H41ZM44 51V50H43ZM54 51V50H53ZM147 51V50H146ZM187 51V50H186ZM189 51V50H188ZM197 51V50H196ZM219 51V50H218ZM217 51V52H218ZM222 51V50H221ZM224 51H222V52H224ZM8 52V51H7ZM144 52H145V49H144ZM150 52V51H149ZM183 52V51H182ZM207 52V51H206ZM1 53V52H0ZM20 53V52H19ZM26 53V52H25ZM24 53V54H25ZM33 53H35V52H33ZM147 53H148V51H147ZM159 53V52H158ZM186 53V52H185ZM211 53V52H210ZM213 53H216V52H213ZM212 53V54H213ZM9 54V53H8ZM59 54V53H58ZM57 54V55H58ZM61 54V53H60ZM141 54H144V53H141ZM165 54V53H164ZM183 54V53H182ZM223 54V53H222ZM221 54V55H222ZM17 55H19V54H17ZM28 55V54H27ZM63 56L65 55V54H62ZM172 55V54H171ZM200 55V53L198 54V56ZM38 56V55H37ZM46 56V55H45ZM183 56V55H182ZM223 56V55H222ZM260 56V55H259ZM11 57V56H10ZM18 57H21V55L20 56H18ZM49 57V56H48ZM47 57V58H48ZM140 57V56H139ZM191 58L193 57V56H190ZM219 57H221V56H219ZM218 57V58H219ZM247 57H248V59H247ZM26 58V57H25ZM46 58V57H45ZM134 58V57H133ZM159 58V57H158ZM208 58V57H207ZM263 58V57H262ZM27 59V58H26ZM44 59V58H43ZM167 59V58H166ZM215 59H216V57H215ZM259 59H260V57H259ZM39 60V59H38ZM198 60V59H197ZM258 62V61H257ZM62 63V62H61ZM264 63V62H263ZM227 64V63H226ZM62 65V64H61ZM56 66H57V64H56ZM229 66V65H228ZM177 69V68H176ZM56 75V74H55ZM60 74H58V77H60L59 76ZM118 75V74H117ZM189 75V74H188ZM187 75V76H188ZM198 75H200V74H198ZM231 76H229L228 78L226 77V81H227V79H228V82H225L226 84H228L229 86L228 87H231L232 85H238V81H237V83L236 82H234L233 80H235V79H237L238 80V78H240L241 77V75L239 74L238 75V77L237 76H234V75H232V74H230ZM236 75V74H235ZM244 75V74H243ZM263 75L264 74H262V76L261 77H263ZM57 76V75H56ZM181 76V75H180ZM246 76V75H245ZM31 77V76H30ZM57 77V79H59ZM118 77V76H117ZM172 77V76H171ZM196 77H198L199 78V76H195V78ZM204 77V76H203ZM256 77V76H255ZM65 78V77H64ZM63 78V76H62V79L63 80H60L61 81V85H62V81L64 82L65 81V79ZM67 78V77H66ZM72 78H74V77H72ZM81 78V77H80ZM89 78V77H88ZM114 78V77H113ZM130 78V77H129ZM139 78V77H138ZM150 78V77H149ZM165 78V77H164ZM181 78V77H180ZM180 78H175L173 81H174V87H173V89H171V88H168V84L166 85V82H162V85H165L166 86V89L165 90H163V91H160L162 94L164 93V94H166V95H168L169 97H171V95L172 94H174L175 96H173V97H171V100H169V101H167V100H164L163 99V104H164V106L165 107H173L174 109L175 108H177L176 106H180V103L179 102H181L180 100L178 101V103H175L176 102V100H178L179 98H181V95H182V92H180V91H178V88L180 87V85L183 83V78L182 79H180ZM190 78H192V80L194 79V77H192V76H190ZM200 78H202V77H200ZM206 78V77H205ZM211 78V77H210ZM210 78H206L207 79V81L210 79ZM219 78V77H218ZM246 78H247V76H246ZM252 78H254L253 76H252ZM252 78H249V80L250 79H252ZM47 79H48V77H47ZM51 79H52V76H51ZM56 80V78H53L52 80ZM126 79H127V77H126ZM256 78H254V79H252V80H255ZM42 80V79H41ZM68 80H70V79H68ZM104 80V79H103ZM148 80V79H147ZM150 80V79H149ZM153 80V79H152ZM189 80H191V79H189ZM186 81L187 83H190L189 85H192V82L193 81ZM196 80H199V79H197L196 78ZM249 81V80H247V79H244V81ZM251 80V81H252ZM57 82H60L59 80H56ZM56 81H54L55 82V84H53L54 82L53 81H51V82H53L52 83V86L53 85H56L57 83H56ZM72 81V80H71ZM73 81H74V79H73ZM78 81H80V80H78ZM87 81H89V79H86V82ZM161 81V80H160ZM169 81V80H168ZM202 81V84H204V85H202V86H204L205 87V83L206 84H210V83H207V81L206 80H201ZM243 81V80H242ZM250 81V82H251ZM258 81V80H257ZM49 82V81H48ZM47 82V83H48ZM81 82V81H80ZM85 82V81H84ZM91 82V81H90ZM120 82V81H119ZM124 82V81H123ZM123 82L122 83H118V85H116V86H114V85H112V89H113V92H115V94H116V96H118V97H124V95H126V102H124L123 104H124V106H125V108L127 107L126 106V103H128L129 102V100H131V99H133V96H136L137 95V93L139 92H137V93H133V91H127L126 90V87L127 86H124V84H123ZM156 82V81H155ZM195 82V81H194ZM249 82V83H250ZM261 82V81H260ZM259 82V83H260ZM45 83V82H44ZM67 83V82H66ZM70 83V82H69ZM74 83V82H73ZM73 83H71V84H73ZM79 83V82H78ZM124 83H126V81L124 82ZM139 83V82H138ZM173 83V82H172ZM200 83V82H199ZM225 83L224 84H222L221 86H219V84H215V85H218V87H226L227 85H225ZM241 83H243V87H244V83L245 82H241ZM240 83V84H241ZM59 84V83H58ZM57 84V85H58ZM127 85H128V89H129V87H131L132 86V82H129V83H126ZM186 84V83H185ZM212 84V83H211ZM258 83H256L255 82V85H257ZM262 84H263V81H262ZM26 85V84H25ZM46 85V84H45ZM70 85V84H69ZM170 85V84H169ZM188 85V84H187ZM186 85V86H187ZM252 85H254V84H250V86H252ZM58 86H60V84L58 85ZM65 86V85H64ZM82 86H83V84H82ZM92 86V85H91ZM90 86V84L88 85L87 84V90L91 87ZM134 86V85H133ZM200 86V85H199ZM211 86V85H210ZM239 86V85H238ZM260 86H261V84H260ZM260 86H259V88H260ZM25 87V86H24ZM47 87V89L49 88L48 86H46ZM46 87H45V89H46ZM75 87V86H74ZM101 87V86H100ZM102 87H103V85H102ZM203 87V88H204ZM216 87V86H215ZM239 87H241V86H239ZM246 87H247V85H246ZM262 87H263V85H262ZM43 88V87H42ZM70 88L72 89V86H70ZM75 88H77V86L75 87ZM75 88H73V89H75ZM86 88V87H85ZM110 88H111V86H110ZM152 88V87H151ZM154 88V87H153ZM157 88V87H156ZM165 88V87H164ZM183 88V87H182ZM6 89H7V87H6ZM8 89H12V88H8ZM7 89V90H8ZM25 89V88H24ZM44 88L43 89H41L42 91L43 90H45ZM72 89V90H73ZM111 89V90H112ZM125 89V90H124ZM185 89V88H184ZM208 89H210V87L208 88ZM236 89V88H235ZM250 89H251V87H250ZM250 89L248 88L245 92H247V91H250ZM254 89H255V87H254ZM3 90H4V88H3ZM7 90L6 91H3L4 93L5 92H7ZM40 90V88H39V91H41ZM48 90H50V89H48ZM48 90H46V91H48ZM61 90V89H60ZM186 90V89H185ZM184 90V91H185ZM192 90H193V88H192ZM191 90V91H192ZM199 90H201L199 87H198V92H199ZM231 90V89H230ZM244 90V89H243ZM242 90V91H243ZM261 90V89H260ZM262 90H263V88H262ZM259 91V92H264V91ZM11 91V90H10ZM31 91V90H30ZM30 91L29 92H27V94L29 95V93H30ZM42 91L40 92V93H42ZM74 91H77L76 89L74 90ZM106 91V90H105ZM155 91H157V90H155ZM183 91V90H182ZM194 91V90H193ZM192 91V92H193ZM203 91H204V89H203ZM206 91H208V90H206ZM210 91H212L211 93H212V95H211V93H210V97H209V99L210 100H212V101H214V100H222V102H215L214 101V103H216L215 105H214V103L211 105V106H209L208 104L209 103H207V104H205V106H201V104H200V106L202 107V108H205L204 109V111H205V113H204V116H203V118L202 119H200L201 121L199 122V124H198V126H196L197 125V121H196V124L194 123L193 125L191 124V127L190 128H197L198 127V129H197V133L198 132H204V131H202V130H204L203 128L204 127H208V131L207 132H205V136H213V137H215V138H221L222 136L221 135H223V133H224V130H222V129H218V130H216V128L217 127H222V126H224V123H225V119H227L226 117L228 116V114H231L232 112H234V113H232V114H235V110L237 111V112H239L240 113V111L239 110H241L240 109V106H242V107H245V106H243L245 103L244 102H246V101H244V98H243V105H241L242 103L240 102V106H239V103H237L236 101H240V99L238 98V99H235L233 96L235 95L234 93H226V92H222L221 90H216V88L215 89H213L212 88V90H210ZM209 91V92H210ZM225 91V90H224ZM32 92H34V91H32ZM36 92V91H35ZM90 92V91H89ZM112 92V93H113ZM134 92H136V91H134ZM142 92V91H141ZM255 92H257L258 93V90L256 91V89L254 90V94H255ZM3 93V94H4ZM200 93V92H199ZM205 93V92H204ZM238 93V92H237ZM243 93V92H242ZM248 93V92H247ZM251 93H253V92H251ZM1 94V93H0ZM8 94V93H7ZM34 94V93H33ZM103 94V93H102ZM161 94V95H162ZM186 94V93H185ZM228 94H230V95H228ZM260 94V93H259ZM258 94V95H259ZM263 94V93H262ZM261 94V95H262ZM26 94H24V96H25ZM35 95V94H34ZM101 95V94H100ZM133 95V96H132ZM140 95V94H139ZM178 95V96H177ZM184 95V94H183ZM202 95V94H201ZM244 95V94H243ZM256 96H257V94H255ZM23 96V97H24ZM44 96V95H43ZM93 96V95H92ZM131 96H132V98H131ZM151 96H153V95H151ZM194 96V95H193ZM237 96V95H236ZM248 96V95H247ZM250 96H251V94H250ZM252 96H253V98L255 97L253 94H252ZM2 97V96H1ZM0 97V98H1ZM26 97H27V95H26ZM45 97V96H44ZM128 97H129V100H128ZM153 97H156L155 95L153 96ZM152 97V98H153ZM165 97V96H164ZM167 97V96H166ZM183 97V96H182ZM264 96L262 95V97L261 98H263ZM36 98V97H35ZM34 98V99H35ZM88 96L86 97V103H84L83 105H81L80 107H78L77 108V110L76 111H74L72 114H67L64 118H65V120L63 119V121L65 122L66 121V124H67V122H69L70 123V127L72 128V131L73 130H75V131H80V132H82V134L84 135H86L85 137H90L91 135H93L94 133H95V131H97V130H95V128H94V126L96 125V119H101V118H97V117H99V116H97V115H99V113L98 112H100V111H98V112H96L97 111V108H96V111H94L93 109H91V107L94 105L95 107L96 106H101L102 104H99V103H97V102H92V104H90L89 102H87L88 101ZM112 98H114V97H112ZM131 98V99H130ZM136 98V97H135ZM141 98V97H140ZM144 98V97H143ZM142 98V99H143ZM151 98V97H150ZM149 97H148V99H150ZM193 98V97H192ZM195 98H196V96H195ZM247 98V97H246ZM253 98H252V100H253ZM6 99V98H5ZM83 99V98H82ZM81 99V100H82ZM107 99V98H106ZM139 99V98H138ZM209 99H207V100H205L206 102H209ZM250 99V98H249ZM256 99V98H255ZM254 99V100H255ZM2 100V99H1ZM4 100V99H3ZM2 100V102H0V104L1 103H3L4 101ZM8 100V99H7ZM10 100H14V99H10ZM10 100H8V101H10ZM37 100V102L39 101V99L37 98L36 99ZM45 100L47 101V98L45 97ZM44 99H43V101H42V103L43 104H45L44 102H46ZM108 100V99H107ZM109 100H111V99H109ZM113 100V99H112ZM144 100V99H143ZM159 99H157V101H158ZM194 100V99H193ZM242 100V99H241ZM254 100H253V102L251 101V99H250V101H251V105H252V103H254ZM27 101H29V100H27ZM90 101H91V99H90ZM114 101V100H113ZM112 101V102H113ZM135 101V100H134ZM141 100H138L137 102H140ZM185 101V100H184ZM188 101H189V99H188ZM204 101V100H203ZM249 101V102H250ZM256 101V100H255ZM257 101H258V99H257ZM14 102V101H13ZM39 102H41V101H39ZM106 102V101H105ZM104 102V103H105ZM111 102V101H110ZM142 102H144V101H142ZM146 102L147 101H145L144 102V104L142 103V105L140 106V107H142L143 105H145L146 104ZM149 102V101H148ZM151 102V101H150ZM193 102V101H192ZM226 103L227 105H225L224 103ZM8 103V102H7ZM10 103H12V102H10ZM16 103V101L14 102V104ZM20 103V102H19ZM34 103V102H33ZM33 103H31V104H33ZM41 103V104H42ZM108 104H109V101L107 102ZM107 103H105L106 104V106H107ZM161 103V104H162ZM182 103V102H181ZM198 103V102H197ZM260 103H261V101H260ZM21 104V103H20ZM19 104V105H20ZM23 104H24V106H23ZM30 104V105H31ZM36 105H38V107L40 106L38 103H35ZM80 104V103H79ZM111 104V103H110ZM122 104V103H121ZM137 104H139V103H137ZM141 104V103H140ZM151 107L154 105H161L160 104V100H159V103L158 102H151ZM199 104V103H198ZM211 104V103H210ZM221 104V105H220ZM249 104V103H248ZM5 105H6V103H5ZM5 105H4V108H6L5 107ZM11 105H13V104H11ZM22 106H23V109L25 110V108L24 107H26L27 109H28V104L27 103H22L21 104ZM90 105H92V106H90ZM104 105V104H103ZM134 105V104H133ZM128 106L127 108L129 109L127 112H126V110L124 111L125 113H123V116L122 117H124V120H123V123L125 122V121H128V120H130V119H134L135 117H134V114L136 115L137 114V112L139 111H142L143 109H141V110H138V108L136 109V108H134L135 106ZM147 105V108H148V103L146 104ZM146 105L144 106V107H146ZM218 105H220V106H218ZM7 106V105H6ZM17 106H18V102H17ZM93 106V107H94ZM105 106V105H104ZM109 106V105H108ZM111 106V105H110ZM115 106H122V105H119V104H115V105H113V106H111V107H109L108 109H110V110H112ZM196 106V105H195ZM195 106H192V107H195ZM199 106V105H198ZM30 107H32V105L30 106ZM36 108V106L35 107H33V109L32 108H29L27 111L29 112V111H31L32 110V112L34 113V111L35 110H39V112H40V110L41 109H43V107L42 108ZM92 107V108H93ZM161 109L163 108V106H159ZM191 107V108H192ZM34 108H35V110H34ZM172 108V109H173ZM179 108V107H178ZM196 108H197V106H196ZM214 108H217L216 110L217 111H215V112H213V111H211L212 109L214 110ZM238 108H239V110H238ZM16 109V108H15ZM18 110H19V108H17ZM17 109H16V111H17ZM31 109V110H30ZM76 109V108H75ZM161 109H159V110H161ZM169 109V108H168ZM197 109H199V107L197 108ZM197 109H195L194 111H191V113H190V116H188V118L187 117H183V115L182 116H180V117H183V119L184 118H186L187 120L185 121V123H184V121H180V125H182V127H183V124L184 125H186L187 123H190V120H192L191 118H189V117H193V116H195L194 114H195V111H198ZM7 110H8V108H7ZM6 110V111H7ZM10 110V109H9ZM102 110V109H101ZM178 110V109H177ZM192 110V109H191ZM203 109H201V111H202ZM13 111V110H12ZM15 111V110H14ZM21 111V110H20ZM73 111V110H72ZM157 111V110H156ZM171 111V110H170ZM179 111V110H178ZM190 111V110H189ZM208 111V112H207ZM250 111V110H249ZM8 112V111H7ZM10 112V111H9ZM22 112V111H21ZM28 112H26V110H25V113L26 114H28ZM36 112V111H35ZM41 112H43V110H41ZM230 112V113H229ZM236 112V113H237ZM14 113V112H13ZM12 113V114H13ZM38 113V112H37ZM70 113V112H69ZM96 113H98V114H96ZM101 113V112H100ZM103 113V114H102ZM102 115H103V117H107L106 116V114L107 113H105V112H103L102 111ZM141 113H143V112H141ZM146 113V112H145ZM144 113V114H145ZM156 113V112H155ZM154 113V114H155ZM176 113H178V112H176ZM179 113H183L182 111H180ZM202 113V112H201ZM202 113V114H203ZM239 113H237V114H239ZM261 113V112H260ZM144 114H142L143 115V117H141V118H135V120L137 121V122H139V125H140V123L141 122H146L149 118H151L150 116V114H149V112H147V114H148V116H145ZM202 114H201V116H202ZM24 115V114H23ZM112 115V114H111ZM150 115V116H149ZM153 115V114H152ZM158 115V114H157ZM180 115V114H179ZM97 116V117H96ZM110 116V115H109ZM120 117H121V114L119 115ZM126 116V117H125ZM141 116V115H140ZM161 116V118L159 117V116H156V118H160L159 120H164V119H162V118H164V114H163V117H162V114L160 115ZM201 116H199V118H201ZM231 116V115H230ZM119 117V118H120ZM166 117V116H165ZM170 117V116H169ZM198 117V116H197ZM197 117H195V118H197ZM232 117V116H231ZM243 117V116H242ZM22 118V117H21ZM198 118V119H199ZM250 118V117H249ZM108 119V118H107ZM118 119V118H117ZM166 119V118H165ZM180 119V118H179ZM182 119V118H181ZM204 119V120H203ZM251 119V118H250ZM176 120V119H175ZM237 120V119H236ZM22 121V120H21ZM28 121V120H27ZM120 120L118 119L117 120V122H119ZM204 121H206V122H204ZM9 122H11V121H9ZM13 122V121H12ZM17 123L19 122L18 121V118H17V121H16ZM15 122V123H16ZM29 123L31 122V120L30 121H28ZM110 122V121H109ZM234 122V121H233ZM258 122V121H257ZM14 123V122H13ZM32 123L34 124V125H32ZM29 126H30V128L31 127H33V128H35V127H37V126H39L38 124H40L39 122H36V123H38V124H35V121L33 120V122H32ZM164 124H159L157 127H159V129L161 130L160 132H158V134H157V138H160L161 139V141L157 144H155V145H153V147L154 148H158V145H162V147H165V148H168L169 146H170V142L171 141H173V138L174 139H176V138H178L179 136H180V138H179V140L177 141V140H175V141H177V143H178V145L180 144V143H184L183 141H185L186 142V140H188L187 138H190L191 136H189L186 132H184V133H182V132H179V131H177V130H175V128H173V130H172V127L173 126H169V125H167L168 123L167 122H163ZM251 123H252V121H251ZM262 123V122H261ZM7 124H8V122H7ZM98 125H99V123H97ZM106 124V123H105ZM156 124V123H155ZM243 124V123H242ZM241 124V125H242ZM249 124V123H248ZM254 124V123H253ZM259 124V123H258ZM255 124V125H251V126H249V127H247V126H245V127H247V128H241V129H244V131L243 132H241V130H240V132L239 133H243V135H245V137L244 138H246L245 139V142H246V144H251V145H253V147L252 148H248L249 149V151L248 152H250V153H248V155H256L257 153H258V151H260L261 149H264V124ZM37 125V126H36ZM139 125H137L136 127L134 126V128H132V127H130L129 126V124H128V129L131 131V132H134V131H137V129H139V130H141L140 129V127H139ZM154 125V124H153ZM190 125V124H189ZM188 125V126H189ZM35 126V127H34ZM131 126H133V125H131ZM228 126V125H227ZM244 126V125H243ZM243 126H238L237 125V127H243ZM65 127H66V125H65ZM104 127V126H103ZM225 127H226V125H225ZM228 127H230V126H228ZM94 128V129H93ZM97 128H98V126H97ZM96 128V129H97ZM205 128V129H206ZM224 128V127H223ZM62 129V128H61ZM142 129H144V127H142ZM147 129V128H146ZM178 129V128H177ZM181 129V128H180ZM189 129V128H188ZM240 129V128H239ZM71 130V129H70ZM231 130V129H230ZM9 130H2V128H1V130H0V139H2V141L3 140H6L7 138H5L6 137V133L8 132ZM159 131V130H158ZM61 132V131H60ZM79 132V133H80ZM235 132V131H234ZM247 132V133H246ZM72 133H74V132H72ZM103 133V132H102ZM102 133H101V135H102ZM229 133V132H228ZM238 133V134H239ZM104 134V133H103ZM134 134V133H133ZM143 134V133H142ZM216 134V135H215ZM72 135V134H71ZM74 135V134H73ZM78 135V134H77ZM104 135H106V134H104ZM108 135V134H107ZM57 136H58V134H57ZM97 136V135H96ZM95 136V137H96ZM121 136V135H120ZM137 136V135H136ZM204 136V137H205ZM92 137V136H91ZM109 137V136H108ZM212 137V138H213ZM238 137V136H237ZM241 137V136H240ZM239 137V138H240ZM103 138V137H102ZM137 138H141V136H137ZM65 139H66V137H65ZM65 139H63V140H65ZM87 139V138H86ZM95 139V138H94ZM100 139V138H99ZM114 139V137H112V140ZM206 139H207V137H206ZM233 139V138H232ZM11 140V139H10ZM76 140V139H75ZM97 140V139H96ZM102 140V141H101ZM100 140V142H106V140L104 139H101ZM122 140V139H121ZM145 140V139H144ZM199 140H201V141H199ZM199 140H198V138H195V143L197 144L196 145V149H194V148H191V150L194 152L195 150H198V148L200 147V146H204V145H201L202 144V140H204V138L202 137H200L199 138ZM14 141V140H13ZM91 141V140H90ZM116 141H120V138H118L117 136H116ZM140 141V140H139ZM247 141H248V143H247ZM7 142V141H6ZM6 142H4V143H6ZM80 142V140L78 139V140H76L75 141V143L73 142V146L75 147H77V148H75V149H77V151L79 150V153H80V151H84V153H90L91 151H90V149H92V148H89L92 144H90V146L88 147L89 148V150L88 149H86V145L85 146H83L82 145V147L80 148H78V145H80V144H78ZM115 142V141H114ZM114 142H112L113 144H114ZM131 142V141H130ZM134 142V141H133ZM156 142V141H155ZM210 143H211V141H209ZM214 142V141H213ZM221 142V141H220ZM227 142V141H226ZM4 143L2 144V143H0V146H2V145H4ZM58 143V142H57ZM215 143V142H214ZM7 144V143H6ZM56 144V143H55ZM55 144H53V147H54V145ZM71 144V143H70ZM106 144V143H105ZM107 144H109V142L107 141ZM129 144V143H128ZM217 144H218V142H217ZM222 144V143H221ZM223 144H226L225 143V141L223 142ZM222 144V145H223ZM240 144V143H239ZM51 145V144H50ZM59 144H57L56 146H58ZM115 145V144H114ZM177 145V146H178ZM206 145V144H205ZM234 145V144H233ZM181 146V145H180ZM185 146V145H184ZM230 146V145H229ZM242 146V145H241ZM3 147V146H2ZM74 147H72V148H74ZM95 150L94 151H96V150H98L99 149V151H97V152H100L101 150H100V148H99V146H92ZM212 147V146H211ZM211 147H209V148H211ZM225 147V146H224ZM246 147V146H245ZM56 148V147H55ZM153 148V149H154ZM189 148H190V146H189ZM213 149H214V146L212 147ZM233 149H236V148H234V147H232ZM57 149H58V147H57ZM56 149V150H57ZM164 149V148H163ZM181 149H184V148H181ZM212 149V150H213ZM232 149V150H233ZM61 150V149H60ZM67 150V149H66ZM124 150V149H123ZM126 150V149H125ZM190 150V151H191ZM57 151H59V150H57ZM111 151V148H110V150H109V152ZM177 151H179V152H181V150H178L177 149ZM216 151H218V150H216ZM62 152V151H61ZM147 152V151H146ZM208 152H211V151H203L202 153H201V155L199 156V157H197V159L199 158V160H202V159H204L203 157L204 156H206L207 155V153ZM213 152V151H212ZM220 152V151H219ZM214 153L212 156H210L207 160H205V161H208V163L211 165V167L213 168L214 167V165H216V164H218L219 162H221V161H225V160H227V158H225V159H223V160H221V159H218L217 158V160H215V158L216 157H218L217 156V154H220V153ZM237 152V151H236ZM122 153V152H121ZM174 153V152H173ZM188 153H190V155H192L193 153L192 152H188ZM199 153V152H198ZM229 153V152H228ZM64 154V153H63ZM67 154V153H66ZM175 154V153H174ZM203 154V155H202ZM261 154H263V153H261ZM62 155V154H61ZM83 155V154H82ZM107 155V154H106ZM187 155V154H186ZM198 155V154H197ZM229 155V154H228ZM252 155V156H253ZM63 156V155H62ZM86 156H87V154H86ZM94 156V155H93ZM189 156V154L186 156V157H188ZM251 156V157H252ZM84 157V156H83ZM95 157V156H94ZM94 157H92V153H91V157H88V160H85V161H88L89 162V159L91 158H94ZM101 157V156H100ZM99 157V158H100ZM106 157V156H105ZM242 157V156H241ZM128 158V157H127ZM247 158H249V157H247ZM255 159H256V157H254ZM258 158H260V156L259 155H257V159ZM16 159V161H17V158H15ZM23 159V158H22ZM59 159H60V157H59ZM58 159V160H59ZM119 159V158H118ZM196 159V158H195ZM250 159H252V158H250ZM74 160V159H73ZM128 160V159H127ZM171 160V159H170ZM178 159L176 158V160H174L172 163H170L168 166H166V168L165 169H168L169 170V168H171L170 166H172V165H175V167L172 169V172H174V171H177L178 173H179V171H182L180 174H182V173H184V175H185V170H187V168H189L190 166H194V165H197V167L195 168V169H191V171H189L188 173H186V175H191V174H194L193 172H198V171H200V170H202L203 168H204V166H207V165H204V160L202 161L203 163H199L198 162V160L196 161H192V162H190V163H188V165H185L184 164V167H182L181 168V166L179 167V165L180 164H182L183 162H178L177 161ZM187 160V159H186ZM240 160V159H239ZM247 160V159H246ZM64 161V160H63ZM157 161V160H156ZM162 161V160H161ZM252 161H255V160H252ZM258 161H259V159H258ZM7 162V161H6ZM13 162V161H12ZM60 162V161H59ZM73 162V161H72ZM237 162V161H236ZM19 163V162H18ZM63 163V162H62ZM158 163V162H157ZM163 163H164V161H163ZM176 163H178V164H176ZM253 162H250V163H247L245 166H243V168H245V169H247L246 171H245V173L247 172V171H249L248 169H250V167L252 166L251 164H252ZM263 163V160H261V164ZM7 164H8V162H7ZM23 164V163H22ZM89 164V163H88ZM63 164H61V166H62ZM67 165V164H66ZM258 165V164H257ZM2 167H4V165H1ZM94 166V165H93ZM225 166H227V165H225ZM231 166V165H230ZM230 166L228 167H226V169L227 170H229L230 171V169H232V168H230ZM262 166V165H261ZM70 167V166H69ZM208 170H207V172H209V170L212 172V174H214L213 172L216 170V169H211L210 167H206ZM222 168V167H221ZM256 168V167H255ZM3 169V168H2ZM5 169V168H4ZM6 169H7V167H6ZM70 169V168H69ZM96 169V168H95ZM160 168H157L156 167V172H157V174H158V170H159ZM219 169V168H218ZM236 170H235V173L236 172H238L237 171V169L238 168H235ZM240 169V168H239ZM242 169V168H241ZM253 169V168H252ZM161 170V169H160ZM263 170V169H262ZM121 171V170H120ZM164 171V170H163ZM217 171V170H216ZM221 171V170H220ZM233 171V170H232ZM232 171H230L229 173L232 175ZM242 171V170H241ZM244 171V170H243ZM134 172V171H133ZM148 172V171H147ZM166 172V171H165ZM164 172V173H165ZM111 173V172H110ZM132 173V172H131ZM160 173H162V170L160 171ZM248 174H251L250 173V171L249 172H247ZM263 174H264V172H262ZM113 174H117V173H113ZM207 174V173H206ZM230 174H225L226 175V177H228ZM138 175H141V174H138ZM161 175V174H160ZM165 175V174H164ZM163 175V176H164ZM205 174H203L202 172H199V173H196V175H193V180L191 181H188V182H186L184 185H181L180 186V188L183 186V187H185L186 188V191L187 190H189V194L191 193L192 195H194V197H195V195L196 194H198V195H201V196H205V198H208V196L209 197H211V195H205V193L207 194V191H209V190H207L206 189V187H207V181L206 180H208L207 179V177H205L204 176ZM253 175V174H252ZM115 176V175H114ZM145 176V175H144ZM144 176H142V177H144ZM147 176V175H146ZM166 176V175H165ZM165 176H164V178H165ZM168 176H170V175H168ZM174 175H173V173L171 174V178H169V179H172V177H173ZM182 176V175H181ZM208 176V175H207ZM224 176V175H223ZM223 176L221 175L220 176V178L222 179L223 178ZM235 176V175H234ZM233 176V177H234ZM239 176V175H238ZM238 176H236V177H238ZM12 177V176H11ZM106 177H108V175L106 176ZM111 177V176H110ZM128 176H126V179L127 180H125V181H128V178H127ZM135 177H136V175H135ZM134 177V178H135ZM138 178H139V176H137ZM167 177V176H166ZM178 177V176H177ZM176 176H175V179H179L180 177H178L177 178ZM254 177V176H253ZM252 177V178H253ZM264 177V176H263ZM114 178V177H113ZM206 178V180H204ZM212 182L214 181L213 180V178H215V177H213V178H211V177H208ZM242 178V177H241ZM241 178H229L228 180H227V178L225 179V178H223L224 180H225V182H224V180H223V183H220V182H216V180H215V183L213 182L212 184H214L213 186L211 185V187H210V189H212L211 191L215 194H218L219 195V197H218V199H219V202H221L222 203V201H227V200H225V199H223L221 196V194H224V195H229L231 198L232 197H235V194H234V189L235 188H237V186H238V184L239 183H237L236 184V182H240V183H245L243 180H242V182L240 181L241 180ZM7 179V178H6ZM117 179V176H116V178H115V180ZM132 179V178H131ZM245 179V178H244ZM259 179H262V177L261 178H259ZM259 179H258V184H256L257 186L259 185V186H261V185H264V180L262 181V180H260L259 181ZM101 181L99 182V189H101L100 191H102V193L104 192H107L108 193V191L110 190L111 191V189L112 188H114L115 186H119V183L120 182H116V183H112V182H110V180H111V178H110V180L107 178H105V177H103L102 179H100ZM134 180V179H133ZM138 180V179H137ZM112 181V180H111ZM117 181V180H116ZM140 181V180H139ZM185 181V180H184ZM187 181V180H186ZM229 181V182H228ZM256 181V180H255ZM129 182V181H128ZM141 182H143V181H141ZM206 182V183H205ZM226 182H228L227 184H226ZM257 182V181H256ZM122 184H123V188L124 189H126V187H125V184H124V180L121 182ZM137 183V182H136ZM139 183V182H138ZM217 183V184H216ZM225 183V184H224ZM249 183H252L251 181L249 182V181H247L246 182V184H249ZM52 185H53V183H51ZM57 184V183H56ZM182 184V183H181ZM211 184V183H210ZM209 184V185H210ZM224 184V185H223ZM43 185V184H42ZM45 185H47V184H45ZM139 185V184H138ZM141 185H145V187L144 188H146V187H148L149 185H150V183H149V185H148V183H147V181L144 183V184H141L140 183V185H139V187L138 188H140V187H142ZM148 185V186H147ZM165 185V184H164ZM208 185V186H209ZM225 185H227L228 187H226ZM18 186V185H17ZM25 186V185H24ZM24 186H22V187H20V188H23ZM41 186V185H40ZM94 186V185H93ZM259 186H258V188H259ZM47 187H49V185L47 186ZM51 187V186H50ZM54 188H55V186H53ZM120 187V186H119ZM131 187V186H130ZM128 188V183H127V188L128 189H126V192H134V191H137L136 190V188L134 189V188ZM134 187V186H133ZM137 187V186H136ZM263 187V186H262ZM41 189H42V191L41 190H39V191H41V193H39L38 194V196L35 198V202L33 203V207H32V214L34 213V215H36V216H38V217H40L41 215H45L46 216V220L44 221V223L46 222V221H48L47 219H49V223L47 222V223H45L46 225H45V228H44V230H41V231H44L43 233H45L46 232V235L44 236V238L42 239V240H34V239H37V238H34L33 240L32 239H29V241H28V243H29V247L28 248H31V249H36L37 250V252H41V250H44V249H46V248H48L47 246L49 245V246H53V243H51V242H47V240L46 239H53V238H50V236L48 237L47 235H49L50 233L48 232L47 233V231H49V228L51 227V224H52V222L54 221V222H56L55 220L56 219H58V220H60V221H62L63 219H62V217H60V218H58V213L59 212H63L62 211V209H63V207H61V205H60V202H64V201H60V200H58L57 199V195H59L60 193H62V190H61V188H60V190L59 191H55V190H52V189H50V190H45V188H44V190H43V188L42 187H40ZM39 188V189H40ZM116 188V187H115ZM114 188V189H115ZM143 188V187H142ZM141 188V189H142ZM143 188V189H144ZM194 188V189H193ZM242 188V187H241ZM264 188V187H263ZM58 189H59V187H58ZM57 189V190H58ZM90 189V188H89ZM88 189V190H89ZM119 189H121V188H119ZM240 189V188H239ZM68 190H70V189H68ZM67 190V191H68ZM87 190V189H86ZM118 190V189H117ZM116 190V191H117ZM146 190V189H145ZM158 190V189H157ZM261 190V189H260ZM70 191H72V190H70ZM119 192H117V196L119 195V193H120V190H118ZM121 191H124L123 189L121 190ZM166 191V190H165ZM113 194H116V192L114 191H111ZM125 192V191H124ZM231 192H232V194H231ZM110 193V192H109ZM109 193H108V195L107 196H109ZM112 193H110V194H112ZM123 193V192H122ZM137 193H138V191H137ZM163 193H164V191H163ZM188 193V192H187ZM212 193V194H213ZM263 193V192H262ZM57 194V195H56ZM136 194V193H135ZM151 194V193H150ZM154 194V193H153ZM103 195V194H102ZM106 195V194H105ZM122 196H120L119 198H122V197H124L125 195H123V194H121ZM126 195H128L127 193H126ZM134 195V194H133ZM197 195V198H194V199H199L200 197ZM221 195V196H220ZM107 196H105L106 198H108ZM113 196V195H112ZM116 196V195H115ZM114 196V197H115ZM236 196H238V194H236ZM68 197V196H67ZM71 197V196H70ZM69 197V198H70ZM104 197V196H103ZM102 197V198H103ZM104 197V198H105ZM114 197H112L113 199H114ZM144 197V196H143ZM145 197H147L146 195H145ZM253 197V196H252ZM101 198V197H100ZM101 198V201L103 202L104 200ZM112 198L111 199H105V201H107L108 202V200H112ZM127 198H129V195H128V197L126 196L125 197V199H126V201H127ZM138 197H136L135 199H137ZM180 198V197H179ZM203 198V197H202ZM215 198V197H214ZM214 198H212V201H213V199ZM115 199H116V197H115ZM134 199V198H133ZM217 199V198H216ZM216 199H214L215 201H216ZM70 200V199H69ZM129 200H131V199H129ZM138 200V199H137ZM137 200H133L132 202H134V201H137ZM142 200V199H141ZM145 200V199H144ZM205 200H207V199H205ZM204 200V201H205ZM78 201V200H77ZM116 201H117V199H116ZM125 201V200H124ZM125 201V202H126ZM153 200H151L150 201V203L152 202ZM156 201V200H155ZM192 201V200H191ZM211 202V198H209V200H208V202ZM230 201V200H229ZM76 202V201H75ZM99 202V201H98ZM125 202H122V201H119V203H118V207H119V205L121 206V204L122 205H125L126 203ZM143 202V201H142ZM154 202V201H153ZM161 202V201H160ZM248 202V201H247ZM66 203H68V202H66ZM117 203V202H116ZM129 203V202H128ZM127 203V204H128ZM156 203H157V201H156ZM194 203V202H193ZM225 203H227V202H225ZM243 203V202H242ZM69 204V203H68ZM71 204H73V202H71ZM135 204V203H134ZM154 205H155V203H153ZM162 204V203H161ZM160 204V205H161ZM198 204V203H197ZM215 204V203H214ZM137 205V204H136ZM159 205V206H160ZM163 205V204H162ZM161 205V206H162ZM179 205V204H178ZM203 205V204H202ZM240 205V204H239ZM76 206V205H75ZM128 206V205H127ZM147 206V205H146ZM160 206V207H161ZM85 207H86V205L84 204V205H79L78 206V209H80V210H85ZM112 208L113 207H115V204L113 205V206H111ZM117 207V206H116ZM130 207V206H129ZM190 207V206H189ZM212 207V206H211ZM81 208H83V209H81ZM90 208V207H89ZM193 208V207H192ZM198 208H200V207H198ZM66 209H67V207H66ZM75 210H76V208H74ZM73 208L70 210V211H73L74 210ZM101 209H103V208H101ZM141 209V208H140ZM143 209H144V207L142 208V211H143ZM157 209V208H156ZM155 209V210H156ZM201 209V208H200ZM210 209V208H209ZM208 208H206V210H208L209 211V213H210V211L211 210H209ZM64 210V209H63ZM83 210V211H84ZM149 210V209H148ZM158 210V209H157ZM191 210V209H190ZM204 210V209H203ZM144 211H146V210H144ZM127 212V211H126ZM156 212V211H155ZM182 212V211H181ZM180 212V213H181ZM158 213V212H157ZM208 213V214H209ZM212 214H215L213 211L211 212ZM210 213V214H211ZM125 214H128V212L127 213H125ZM177 214H179V211H178V213ZM198 215L197 214V210H196V207H194V211H192L191 213H186V211L184 212H182V214L181 215H179V216H177L176 214H175V216L176 217H173V216H171L170 218V220H169V223H166L167 225H166V227H165V229H167V230H169V228L170 227H175V228H177V227H180V228H182L181 230H186L185 232L188 234V233H190V232H188V229L190 228H192L194 225H195V217H194V215ZM201 214V213H200ZM129 215V214H128ZM127 215V216H128ZM142 215V214H141ZM53 216V217H52ZM100 216V215H99ZM35 217V216H34ZM32 218V217H31ZM31 218H30V220H31ZM88 218V217H87ZM142 218V217H141ZM167 218V217H166ZM200 218V217H199ZM233 218V217H232ZM42 219V218H41ZM131 219V218H130ZM30 220L28 219V224H29V222H30ZM37 220V219H36ZM125 220V219H124ZM39 221V220H38ZM112 221H115V220H112ZM127 221H129V219L127 220ZM145 221V220H144ZM144 221H143V223H144ZM110 222V221H109ZM108 221H107V223H106V221H105V225H103V224H101V222H100V224L101 225H103L104 227V229H103V231L105 230V229H107V228H109L110 227V223H109ZM118 221H116L115 223H117ZM205 222V221H204ZM33 223H34V225H35V222L33 221ZM33 223H31V224H33ZM91 223V222H90ZM102 223H103V221H102ZM113 223V222H112ZM111 223V225H113ZM142 223V222H141ZM197 223V222H196ZM208 223V222H207ZM211 223H214V222H212L211 221ZM211 223H209V224H211ZM56 223H54V225H55ZM98 225V227H99V230H101L102 228H100V226L101 225ZM107 224H109L108 226H107ZM162 224V223H161ZM160 224V225H161ZM203 224V223H202ZM202 224H201V227H200V229L202 228ZM37 225V224H36ZM43 226H44V224H42ZM53 224H52V226H54ZM69 225V224H68ZM91 224H89V226H90ZM96 225V226H97ZM198 225H200L199 223H197L194 227H193V229L194 230H196L197 229V226ZM205 225V224H204ZM203 225V226H204ZM262 225H263V223H262ZM70 226V225H69ZM79 226V225H78ZM77 225H76V227H78ZM132 226V225H131ZM167 226H168V228H167ZM177 226V227H176ZM206 226H208V224H206ZM42 227V226H41ZM91 227V226H90ZM97 227V228H98ZM102 227V226H101ZM107 227V228H106ZM260 227H262V226H260ZM92 228H94L95 230L94 231H96V228H95V225H92ZM111 228V227H110ZM184 228V229H183ZM188 228V229H187ZM67 229V228H66ZM165 229H164V231H165ZM173 229V228H172ZM179 229V228H178ZM171 230V229H170ZM180 230V229H179ZM199 230V229H198ZM197 230V231H198ZM208 230V229H207ZM40 231V232H41ZM79 231H81L80 229H79ZM172 231V230H171ZM191 231V230H190ZM197 231H196V234H197ZM260 231H262V230H260ZM143 232V231H142ZM176 231L174 230V234H176L175 233ZM36 233V232H35ZM42 233V232H41ZM42 233V234H43ZM98 232H95L94 233V237H95V239H96V235H98L97 234ZM100 233V232H99ZM183 233V232H182ZM191 233H194V232H191ZM42 234H41V236H42ZM195 234V235H196ZM260 234V233H259ZM189 235V234H188ZM194 235V234H193ZM263 235V236H262ZM40 236V237H41ZM54 236V235H53ZM203 236V235H202ZM259 236V235H258ZM54 237H56V236H54ZM150 237V236H149ZM261 237H263L262 239H264V232H263V234H261ZM93 238V237H92ZM38 239H40L39 237H38ZM98 239V238H97ZM152 239V238H151ZM164 239V238H163ZM178 239V238H177ZM183 240H184V238H182ZM16 240V239H15ZM101 240V239H100ZM153 240V239H152ZM4 241V240H3ZM12 241V240H11ZM10 241V242H11ZM30 241L33 243V244H30ZM91 241V240H90ZM162 241V240H161ZM6 242H7V240L6 241H4V243L6 244ZM22 242V241H21ZM21 242H19V243H21ZM24 242H26L25 240H24ZM92 242V241H91ZM159 244H161V242H159V241H157ZM162 242H164V241H162ZM23 243V242H22ZM155 243V242H154ZM157 243V244H158ZM10 244V243H9ZM140 244V243H139ZM162 244H164V243H162ZM264 244V243H263ZM8 245V244H7ZM55 245V244H54ZM141 245V244H140ZM6 246V245H5ZM11 246V245H10ZM56 246V245H55ZM96 246V245H95ZM142 246V245H141ZM165 246V245H164ZM57 247V246H56ZM134 247V246H133ZM143 247V246H142ZM170 247V246H169ZM185 247V246H184ZM184 247H182V248H184ZM189 247V246H188ZM92 248L94 249V247L92 246ZM146 248V247H145ZM181 248V247H180ZM199 248V247H198ZM137 249V248H136ZM141 249L142 248H140V250H138L137 249V252L138 251H140V252H142L143 253V251H141ZM155 248H152V250H154ZM158 249V248H157ZM169 249H171V248H169ZM189 249H190V247H189ZM89 250H92L91 249V247L89 248ZM161 251H164V249L162 250V249H160ZM196 250H197V248H196ZM135 252H136V250H134ZM148 251V250H147ZM150 251V253H151V249L149 250ZM148 251V252H149ZM155 251V250H154ZM165 251H167V249H165ZM186 251V250H185ZM198 251V250H197ZM263 256H262V259L259 261V262H255L254 264H264V248H263ZM140 252H138V258L139 259H141L142 261H143V257H141V256H144V255H140ZM145 252V251H144ZM148 252H145V253H147L148 254ZM194 252H196V251H194ZM194 252L193 253H190L191 254V257H192V254H194ZM144 253V254H145ZM150 253L148 254V255H150ZM154 252H152V254H153ZM174 253V252H173ZM202 253H203V251H202ZM201 253V254H202ZM32 254V253H31ZM132 254L134 255V252H132L131 253V257H132ZM146 254V256H144L145 258H147L148 260H149V258L147 257L148 255ZM161 254V253H160ZM181 254V253H180ZM180 254H175V256L177 255H180ZM198 254V253H197ZM193 255V257L195 258V256H196V258H197V260H198V258H199V260H200V258H202V255L200 256H198V255ZM33 255H35V254H33ZM123 255V254H122ZM125 255V254H124ZM124 255H123V257H124ZM156 255V254H155ZM159 254H157V256H158ZM187 255H188V252H187ZM104 255H102L101 256V254L99 255V258L101 257H103ZM134 256H136V255H134ZM134 256H133V258H134ZM167 256V253L165 252V253H163V254H161V255H159V258H165ZM118 256H114L113 254H112V256L110 255V254H105V256L103 257V260H105V264H106V262L108 263V264H123L124 262H121V258H117ZM120 257V256H119ZM154 257V256H153ZM170 257V256H169ZM184 257L185 256H183V257H181L180 258V256H178V258H180V260L182 261L183 259H184ZM187 257V256H186ZM93 258V257H92ZM92 258H91V260H92ZM127 258H129V257H127ZM133 258H131L132 260H133ZM155 259H157L156 258V256L154 257ZM153 258V259H154ZM158 258V259H159ZM167 259H168V256L166 257ZM188 258V257H187ZM257 257H253L252 259L253 260H255ZM94 259H95V257H94ZM130 259V260H131ZM135 260H136V258H134ZM150 259H151V257H150ZM152 259V260H153ZM157 259V260H158ZM163 259L161 260H159L162 264H163ZM167 259H164V260H167ZM190 259V258H189ZM188 259V260H189ZM123 260V259H122ZM138 260V259H137ZM136 260V261H137ZM156 260V261H157ZM18 261H19V263L21 262V260L20 259H18ZM30 261V260H29ZM146 261V260H145ZM154 261V260H153ZM158 261V262H159ZM176 261V260H175ZM180 261V262H181ZM26 262V261H25ZM28 262V261H27ZM27 262L25 263V264H27ZM176 262H178V261H176ZM183 262V264H187V263H184V261H182ZM19 263H17V264H19ZM22 263V262H21ZM20 263V264H21ZM28 263H30V262H28ZM164 263H166V264H170V263H167V261L165 262L164 261ZM23 264V263H22ZM43 264V263H42ZM46 264V263H45ZM127 264V263H126ZM128 264H131V262L130 263H128ZM192 264V263H191Z\"/></svg>",
    "mask_w": 264,
    "mask_h": 264
}]
</instances>
